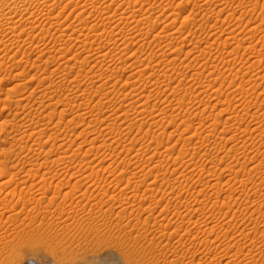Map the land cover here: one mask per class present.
<instances>
[{
	"label": "rangeland",
	"instance_id": "obj_1",
	"mask_svg": "<svg viewBox=\"0 0 264 264\" xmlns=\"http://www.w3.org/2000/svg\"><path fill=\"white\" fill-rule=\"evenodd\" d=\"M45 1L46 0H16V1L15 0H0V7H1L0 11L2 13L7 12V16L1 17L2 19L0 18V26L5 25L4 28H1L2 26L0 27V31L5 32L4 33L5 36L8 34L7 37H5L4 35H3L4 37L3 36L0 37L1 38L0 39L1 40L0 41V126L3 124L0 127V200H2V203H3V204L2 203L0 204V264H24L25 261L30 260V259L37 261L38 264L40 263L44 264V261H45V264H264V160H263L264 159V144H263L264 131L263 133L262 131L255 132L257 133V135H255V133H251L250 129L249 130L247 129L249 127L250 128L255 127L257 122L260 125L261 122L264 121V81H263L264 79L262 77L264 76L263 75L264 74V62H263L264 57H259L260 56L259 53H263L264 55V20H263L264 0H261V1L259 0V2L257 0H254L257 5L252 0L256 6L255 8H252L254 6H252L253 2H251V0H235V1L225 0L226 2H224L223 0L224 4L221 7L212 3L211 1L204 5L203 7L204 10H202V13L199 12L200 11L199 6L205 0H183V1L181 0H161V1L160 0L158 1L149 0L148 1L147 0L148 2L144 0H132V1L126 0L130 5L127 4L126 1L124 0H120L121 2L119 0L118 1L114 0V3L116 2V4H114L112 8H110L111 10L110 13L115 11L116 14H119L120 12H122L121 10H123L124 8L125 10L127 9L128 10V12L126 11L127 13L132 12L133 15L138 16V22H135L137 25H135V23H132V25L133 26L135 25L136 27L147 25L145 27L146 30L144 29V31L150 30L152 36L151 35L144 36V35H147L144 31H142L143 34L145 33L144 35H141L142 34L141 33L140 35L137 36L135 32L132 33L134 30H131L132 32L130 31L131 32V35H130L129 30H126V29H125L126 33L125 32L121 33L120 32L121 28L118 27L119 31H117L118 28H116L114 31L112 30L114 33L108 36L111 39L108 37L104 38L106 42H103L105 41L103 40V38L102 39L100 38L97 41L94 40L95 42H93V40L87 41L83 38H80L78 40L83 39L84 42L78 41L77 39H75L79 33V30L82 29V27L83 28L85 27V31H87V29L90 30L92 25L95 24L96 26V22L100 24L101 27L106 26L103 28L109 29L108 31H111V27L113 28L114 26V23L112 24L111 22L107 20H104V21L99 20L100 13L99 12L96 13L97 11H94V13L90 15L88 14L89 12H86L84 13V15L78 16L79 11H81L80 5L82 4L83 0L81 2L80 0H75L73 1V3L72 2L70 3L71 5L70 4L66 5L67 0H60V1L59 0H56V1L47 0V2ZM78 1L80 3H76ZM136 1H138V3H136ZM180 1L184 2V4L187 3L186 5H184V7L182 5V10L178 8L180 6ZM130 2L134 3V5L131 4ZM158 2L159 3L161 2V4H159ZM165 4H167V6H165ZM230 5L231 7L229 8ZM148 7H153V8L149 9ZM222 7L223 8L228 7V8H225V10H223ZM244 7H247V8H244ZM144 8L146 11H144ZM165 8H170V9L169 10L167 9L168 11L167 10L165 11ZM233 8H234V11H233ZM151 10L152 11L155 10V13L152 12ZM177 13H181L180 17L176 15ZM195 13L196 14L199 13L197 14L198 17L197 15H195ZM230 13H232L233 15H231ZM142 14L144 15L142 16ZM46 15H48L50 19L49 18L46 20L43 19V17ZM9 16L10 17L12 16L11 18L12 19L14 18L16 20L15 23H13L14 20L12 21L11 19H9ZM140 16L143 17L142 20ZM172 16H174V18L175 17L179 18V20L177 21V25L175 24L174 28H172V25H171L172 24L171 20L173 19ZM184 16L188 17V19L190 20L186 24L188 27V28L186 27L187 32H188L187 33L188 34L187 35V44H188L187 45V48H188L187 59L185 58L183 54H180L178 56L175 55L173 56L175 57V59H173L174 61L172 62L177 68L173 64L171 65V62L166 61L167 63L166 67H164L162 70L161 69L157 70L156 68V71H154L155 73L150 71L151 73L148 72L150 73V75H148L147 73L145 74L144 77L141 76L142 66L147 64L148 61H151L152 59H154V57L156 59L157 58L156 56L160 57L164 52H169V51L173 52L174 50H176V48L181 49L183 47L182 50H186L185 49L186 47L182 45L183 42H181V39H175L173 41L170 40L171 41L170 42L166 38L164 39L162 38L160 41H158L160 38L157 41H154L152 38L154 35H157L156 33L163 35V32L160 33L161 29L159 28H162L164 26L171 28V30H183L184 29L183 27H185V24L184 26L182 24V21L185 19ZM6 18H8V20ZM260 18L263 20V22H261ZM53 20L55 21L53 22ZM81 20L82 22H80ZM84 20L86 22H84ZM100 21L103 23H101ZM16 24L18 26H16ZM10 26L14 29L15 32L12 30L10 31V28H11ZM68 26L70 27L68 28ZM95 26H92L93 27L92 29H96ZM148 26L151 29H147ZM255 26L257 27L254 28ZM29 30L33 31L34 34L28 33L27 31ZM8 31L10 34L8 33ZM215 31L216 33H214ZM71 33L73 36L72 39H71ZM121 34L123 36H121ZM132 34L133 35L135 34L134 37H132L133 36ZM128 35H130L131 38H129ZM8 36H9V39H8ZM118 36L119 38H116ZM149 37L150 39L151 38L152 39L150 40ZM4 39L5 41L3 43ZM73 40L74 41L76 40V41L74 42ZM127 40H130V41H127ZM147 40L148 42L152 40L153 41L152 43L151 42L148 43ZM247 40L249 41L247 42ZM112 41L114 42L112 43ZM44 42L46 44H49L48 47H50V48H47L46 53L43 52L44 55L43 53L42 55H39L41 53H38L37 51H33L34 45H46ZM120 42L121 43L123 42V44H120V46H117L118 47L117 48L116 45L119 44ZM127 42H129L130 44ZM157 42L158 44L156 45ZM239 43L241 44L239 45ZM99 44L100 45L105 44V45H111V46L115 45L114 47L116 48L115 49L113 47L114 52L112 51L115 56L111 52L108 55L107 62L109 64L112 63V66L114 65V67H116V69L118 68L119 70L117 71V75L114 76L115 78L113 77V79L109 82H106L105 80L97 81L99 79V77L96 76V74H99V71L97 69L103 70L105 67L102 68L101 66H99L101 67L99 68L98 65L97 66L95 65L96 62L92 60L89 62H84V64L83 62H81L82 64H80V60L82 59L81 55H83L84 52H87L88 50H90L89 48L96 49L94 51H98ZM131 44L133 46H131ZM145 44L147 46H145ZM208 44L210 45L208 46ZM21 45L22 46L24 45V48L20 49V47H22ZM252 45H256L254 47H257L259 50L261 48L259 53H258V50H256L255 48L254 50H252L253 49ZM126 46H129V49L126 48ZM240 46H242V49ZM144 47L146 48L143 49ZM125 48L126 50H124ZM31 49L33 52L31 51ZM117 49H120L121 50V51L119 50L120 53H124V54H119V51H116ZM236 49L238 50V52ZM251 50L254 52H252ZM67 52L68 53L70 52V53L68 54ZM176 52L178 51L176 50ZM76 53L78 54V57H80L79 62L76 63V61L72 60L70 61L71 63L70 62L66 63L67 65L64 63H61L65 61L68 57L76 55ZM115 53H117L118 55H116ZM253 53L258 54L259 56ZM63 54L64 55L66 54L65 55L66 57ZM110 55L112 56V58ZM229 56L230 57L232 56V57L230 58ZM61 57L63 58V60ZM119 57H122V58L120 59ZM149 57H151V60ZM252 57L254 59H252ZM55 58H56V61L58 60V62L54 61ZM123 58L126 60L123 61ZM234 58H237V60L236 59L233 60ZM118 60L122 61V63L118 62ZM133 60L135 61L131 63ZM142 60L144 62H142ZM254 60H256V63L259 65H255L256 63H252ZM113 62L115 64L118 62L117 63L118 65L113 64ZM260 62L262 65L260 64ZM57 63L59 64L61 63L60 65H63V66H58L59 64L56 66L55 64ZM187 63H188V67L185 68L184 65ZM250 63H252V65ZM124 64H126V66ZM120 65H121V68H120ZM135 66L136 68H134ZM65 67L67 68V70ZM250 67L251 68L253 67L252 68L253 70L250 69ZM54 68L57 69L58 71L60 70L61 72L63 70L72 71L69 75V79L60 80V79H56L57 75H51L53 79L56 77L55 82L54 80L53 82L51 81L49 82L47 80L45 81L44 80L45 77H47L48 75L50 76V72H51L50 70H55ZM133 70L136 71V74L134 73ZM245 71H247L248 73ZM133 73L135 75H132ZM139 73H141L139 75L140 77L137 75ZM183 74H185L186 76ZM236 74H238V76ZM247 74L248 76L246 77ZM196 75H199V76L197 77ZM255 77L257 78L262 77V78L259 81L257 80L256 82ZM248 78L249 79L253 78V79L249 80ZM238 79H240L239 82H238ZM209 80H210V83H212L211 86H210V83H207L209 82ZM248 80L251 81L252 83L249 82ZM126 81L128 82L129 85L132 84L128 88L126 87L124 88L123 86L125 84L124 82ZM240 81L243 82V84L240 83ZM246 81H248V84L246 83ZM202 82H206L204 83V86H202L203 85L201 84ZM220 82H224L221 84L222 85L224 84L225 86L222 87ZM181 83H183V86ZM238 83H240L244 87H241L240 89L238 87L239 85ZM179 84H181V86H179ZM197 84L199 85V87L197 86ZM219 85L221 86L220 87L221 90L218 91ZM234 85H236L237 88ZM256 85L257 87L255 88ZM45 86L47 87L50 86L49 93L45 89L46 88ZM102 86H104L106 89L103 87V89L100 90ZM108 87H111V88H108ZM185 87L188 88L187 91ZM222 89H225L226 91L221 92ZM236 89L238 90L235 91ZM95 90L98 92L95 93L94 95L93 91ZM230 90H232V92ZM239 90H242V91H239ZM247 91L249 92L247 93ZM261 91L263 94L261 93ZM105 92H107V94ZM220 92H221L220 94L221 98L218 95ZM238 92L239 93L242 92V93L239 94ZM78 93L80 94V97L78 96ZM144 93H145V97L143 96ZM83 94H85L84 97H83ZM59 95H62L60 96V98L64 102H62V100L59 98ZM238 97L239 99L237 100L238 101L237 102L236 99ZM82 98L83 100H81ZM136 98H137V101H134ZM240 99L244 100L243 103H242V100ZM144 100L146 101L148 100L149 102L148 101L146 102ZM109 101H112V102H109ZM245 101H247L248 103H246ZM130 102L133 106L129 104ZM252 102H254L253 103L254 105H252ZM79 103H81L80 106L82 105L83 106L80 107L78 105ZM110 103H112L113 105L112 104L110 105ZM137 103L139 105L141 104L142 108ZM237 103H238V106H237ZM245 103H246V106L244 107ZM250 103L252 107L250 106ZM135 105L137 107L139 106V109H137ZM144 105H146V107ZM147 105H149L150 109H146V108H149L147 107ZM257 105L259 106L258 107L259 110L256 108ZM119 106L121 108H119ZM152 107L154 110L151 109ZM237 107H239V109ZM253 107L257 113V115H254V116H252L253 113L255 112L253 110ZM116 108L117 110H119L118 111L119 113L116 112L114 118L110 117V114L111 116L114 115L113 113L115 112L113 111H115ZM236 108L240 111V113L237 111ZM76 109L77 110L79 109L80 111L79 110L77 111ZM139 110L142 112L140 113ZM148 110L149 111L151 110V111L149 112ZM242 110H246V111H242ZM84 111H86L87 114L86 113L83 114ZM90 111L91 112L93 111V112L90 113ZM161 111L162 113L163 112L164 113L161 115L163 117L160 116L161 117L160 119L158 117V113H160ZM16 112L18 113L17 117L15 115ZM88 112L92 115H90ZM122 112H126V113H122ZM62 114L64 115L62 116ZM121 114H125L123 115L124 117H122ZM237 114H239L238 115L239 117L237 116L236 118L237 120H236L235 117ZM245 114L247 117L252 116V117L247 118V119L251 118L250 122L249 120L246 119ZM14 115L15 117H13ZM116 115H118L117 118H115ZM258 115H260L259 117L260 119L256 117ZM95 116L100 117V119L101 118L105 119V121L102 119L101 121L97 117V119H99L98 121ZM106 116H109V117L105 118ZM125 116H127L128 118ZM240 116L245 118L246 120L241 118ZM120 118H122V120H120ZM124 118H127V119H124ZM165 118H167V120ZM255 118H258V119L256 120ZM91 120H94V121L91 122ZM124 120L127 121L126 123L128 124L124 123L122 125V123L125 122ZM155 120H158L157 123L158 125L160 124L162 126V127L160 126L161 128L157 126V123H155ZM226 120L230 124H233L232 129H231L232 132L230 131L231 126H229L230 124L226 122ZM253 120L255 122L257 121L256 124H253L254 123ZM100 121L104 122V124L102 123L101 125ZM186 121H188L189 123H187ZM236 121L238 123L240 122L243 124H235ZM211 122L213 123L211 126L215 125V127H217L216 129L212 127H207V125L211 124ZM112 123L114 125H112ZM143 123H144V126H143ZM199 123L201 125H199ZM225 123H227L228 125H226ZM251 123L254 126L251 125ZM108 124L112 128H114V130L111 129L110 126L107 127ZM202 124L206 126L205 131L203 130L204 127L202 126ZM263 124L264 123H262L261 125ZM18 125L26 126V127H22L23 128L22 129L21 126H19L18 128L17 127ZM151 125L153 126V128H151L152 127ZM179 125H180V128H179ZM183 125H186V126L184 127ZM190 125L192 126L190 127ZM137 126H139V128H137ZM225 126L228 129H226ZM29 127L33 129L30 130ZM183 127L184 128L189 127L188 131L186 132L183 129ZM24 128L28 130L26 132L31 133L32 131V134L29 135V133H26ZM207 128L208 129L211 128L212 130L211 129L208 130ZM236 128L237 129L240 128L241 130H243L242 132H245V133H241L240 129H238L237 131ZM225 129L227 130V132L225 131ZM246 129L248 130V132ZM263 129H264V125H263ZM42 130H45V131L43 132ZM146 130H148V133L146 132ZM196 130H198L199 134L200 133L201 134L196 136V134H198V132H194ZM221 130L222 132H225V133L220 134L219 132H221ZM189 131H190V135L188 134ZM15 132H16V135H15ZM41 132H43V134ZM127 132L129 134H126ZM24 133L27 136H25ZM145 133L147 134L144 135ZM194 133L196 134L194 135ZM226 133L229 134V135L227 134L228 137L226 136ZM120 134L123 137H121ZM28 135L31 137H29ZM245 135H246V138H245ZM114 136H118L119 140H117V137L114 138ZM127 136L129 137L127 138ZM220 136H222L223 138L222 137L220 138ZM250 136L252 137V139H249L251 138ZM254 136L256 137L254 138ZM18 137L23 138V139L19 140ZM207 137H208V140H207ZM230 137H233L234 139ZM235 137H237V139ZM112 138L114 139V142L112 141L113 140ZM209 138H211V140ZM227 138L228 139L230 138L231 141L230 140L227 141ZM223 139H225L226 141ZM100 140H102L103 142ZM120 140H123V141H120ZM124 140H127L128 142ZM151 140L154 142H152ZM196 140L198 143L196 142ZM198 140L202 142V145L201 143H199ZM236 140H239L240 142ZM164 141H166L167 143L166 142L164 143ZM108 142H110L111 145ZM118 142H119V145L117 146L118 147L121 145L122 146L120 148L118 147L114 148L116 144H118ZM101 143L104 144V146H102ZM161 143L164 145H162ZM184 143H186V145ZM204 143H206L207 145ZM240 143L241 144L243 143V145L247 144L248 150L251 151V152L248 151L249 154L251 153L250 156H252V154L253 155L255 154L258 156L257 161H255L252 164L254 165L259 164V168L257 167L254 170H250V167L252 164H249L250 163L249 161H247L248 164L244 163L246 161L245 160L246 158L244 157L246 155L245 153L243 154L242 153L238 154L235 152L232 153V155L239 156L238 158L241 161L240 163L243 162L242 164H239L237 165V167H235L236 170H238L237 172L233 173L230 171V165L227 166V164H230L231 162L228 163L227 160L224 161L225 163L219 162L220 161L219 158H221L224 155H227L226 153L228 151H232L230 149L232 145L241 146ZM59 144L60 145L62 144L63 147L60 146L59 148ZM159 145H162L163 147H160V149H158ZM148 146H150L149 150L151 149L150 151L152 152L147 150ZM151 146L154 148H151ZM183 146H186V147L188 146L187 147L188 154L185 155L187 158L183 157L182 159H180L181 155L179 152H181V149H182L181 147ZM32 148L34 151L32 150ZM140 148H143V149H140ZM172 148H174V150H172ZM61 149H63V151H61ZM144 149L145 151L142 152ZM165 149H168V150L170 149L171 151L167 150V152L165 153L166 151ZM48 150L50 154L45 153V151L48 152ZM154 151H156L157 154ZM61 152H65L64 154H62V156L64 155L67 158L64 160L63 163H61L60 161L58 164V162L55 160L57 156L59 157V155H61V154L59 155L57 154ZM148 153H150V156ZM151 153H154V154H151ZM194 153L196 154L193 155ZM202 153L204 155H202ZM71 154L76 155L77 156L76 159H75V156L73 155L70 156ZM133 154H135L136 156L135 155L133 156ZM48 155L49 156L51 155L52 157L51 156L49 157ZM147 155L149 156V158H151V155H153L152 156L153 161L151 162V159L149 161L150 165L146 164L148 163V160L146 159L148 158ZM177 155L180 158H178L177 161H174L177 159ZM68 156L71 158L73 157L74 161L72 159L69 160L70 158H68ZM95 156L97 157L96 159H95ZM154 157L156 158L158 157V159L155 158L157 162L155 161ZM163 159L165 161H163ZM50 160L52 162H50ZM100 162H102V165ZM156 163L158 166H160L161 169L156 166ZM166 163L167 164L171 163L172 165L170 164L169 166ZM182 163L183 165L180 166V164ZM185 163H187V165ZM39 164H42V165H39ZM154 165L157 168L154 167ZM5 166L8 168H6ZM108 166L110 168H107ZM116 166L119 169H117ZM104 168H105V171H104ZM112 168H115L116 170ZM149 168L150 169L152 168L151 170L154 172L152 173L151 170L150 172L154 175L149 176V171H148ZM175 168L177 170V173H175L176 172ZM215 168H216L215 170L216 172L214 171ZM92 169L94 171H92ZM47 170H50L51 172L48 171L49 173H46ZM81 170H83L82 171L83 173L81 172ZM137 170L139 173L137 172L135 173V171ZM37 171L39 173L36 174L35 172ZM90 171L93 173H91ZM97 171L100 172L101 175ZM209 171L211 173H209ZM31 172L33 174L30 175ZM72 172L73 173L75 172V173L73 174ZM132 173H134L135 175H133ZM72 174L75 176H73ZM137 174L141 175V177H139L140 179L136 178L138 177ZM144 174H148V176L150 177V178L148 177L149 180H145V178H142V176L143 177L147 176ZM158 174L159 176H157ZM208 174L214 175L215 177L208 175ZM89 175L92 177V179ZM164 175H166V177H164ZM133 176L134 177L136 176V177L134 178ZM178 176L181 179L178 178ZM82 178L84 179L82 180ZM88 178L90 180H88ZM126 178L132 179V181L127 180ZM155 178H157L158 180ZM153 179L158 181L160 185L154 180L156 184H158V186H156L155 182H153ZM174 179L176 182L175 187L177 186L179 188L181 185L183 186L180 187L181 188L180 190L176 187L177 189H174L172 193L170 190V187L168 186L170 182L171 183L174 182ZM21 180L23 183L21 182ZM94 180L96 183L94 182ZM140 180H142L143 183ZM151 180L153 182L152 183L153 185H151V188L154 186L153 188L154 191L149 190L150 185L148 183ZM178 180H181V181L183 180V181L181 182ZM5 181H8L9 183L6 182L5 184L4 183ZM136 181H138L139 183ZM248 182L252 185L248 184V186L246 185V187L242 186L243 188H240L241 186L239 185H241L242 183H248ZM163 183L165 186L163 185ZM213 183L215 184L214 188H213ZM258 183L259 184L261 183V184L259 185ZM126 184H129V185H126ZM178 184L180 186H178ZM77 185L79 186L81 185V186L79 187ZM96 185H97V188H96ZM256 185L259 186L260 188L262 187L261 190H258V192L256 189H252L253 188L252 186H256ZM31 186L33 187L32 189H31ZM86 186H88L89 188H86ZM129 186L132 188H130ZM136 186H139V187L137 188ZM155 186L157 187V189ZM40 187H42V189ZM183 187L184 188L186 187L188 193L186 189L185 190L183 189ZM102 188L108 194L103 192ZM147 188L149 189L147 190ZM238 188L240 190H238ZM87 189H89V191L85 192V190ZM190 189L192 191H190ZM15 190L16 192H14ZM43 190H46V191H43ZM235 190H238L239 192L238 191L236 192ZM100 191L102 193H99ZM182 191L184 193H182ZM212 191L214 193L216 191H220L222 193L221 195L219 194L218 196V194L216 195L213 194ZM176 193L178 194V196L180 193L183 195L178 197ZM209 193L210 195H208ZM132 194H135V195L132 196ZM205 194L208 198L205 196ZM239 194H242V195L239 196ZM11 195H14L15 197ZM214 196L217 198H215ZM233 196H238V198L237 199L236 197L233 198ZM205 197L208 200L205 199ZM210 197L211 198L213 197V198L211 199ZM202 198H203V201H202ZM38 199L40 201H38ZM227 199H229L230 201ZM223 200L228 201V203L235 202L236 204L235 203L228 204L227 202H224ZM234 200H237V201H234ZM122 202L126 203L129 206V208L125 210L121 209V205L123 204ZM226 203L231 208L227 207L228 205L226 206ZM202 206H204L205 209ZM163 208H165L166 210L165 209L163 210ZM161 210H163V212ZM176 211L177 213H175ZM178 211L179 212L182 211V212L178 214L179 213ZM123 212L124 214H122ZM173 213H175V215ZM208 215L210 217L214 216L213 218L216 217V219H212V217L210 218ZM179 216L180 217L182 216V217L180 218ZM163 218L165 221L163 220ZM175 218H176V221H175ZM157 219H159V222H157L158 221ZM170 219L172 221L169 222ZM160 220L162 221L160 222ZM178 223H181V224L178 225ZM174 224H176V226ZM212 224L213 226L215 225L214 228ZM210 227H211V230H214V231H210V229H208ZM173 229H177V230H173ZM178 230L179 232H177ZM219 236L220 237L222 236V237L220 238ZM207 244H208V247H207ZM195 251H196V254H194ZM33 254H35V256L37 255L38 259L33 258L32 256ZM228 258L229 259L231 258L232 260L231 259L229 260ZM8 259H11V260H8ZM213 259L215 260L213 261Z\"/></svg>",
	"mask_w": 264,
	"mask_h": 264
},
{
	"label": "bare ground",
	"instance_id": "obj_2",
	"mask_svg": "<svg viewBox=\"0 0 264 264\" xmlns=\"http://www.w3.org/2000/svg\"><path fill=\"white\" fill-rule=\"evenodd\" d=\"M15 1H16V0H15ZM55 1H56V0H55ZM59 1H60V0H59ZM73 1H75V0H67V2H66L67 4H66V5H69L71 2L73 3ZM81 1H82V0H80V2H81ZM116 1H118V0H116ZM119 1H120V0H119ZM124 1H126V0H124ZM124 1H123V3H124ZM131 1H132V0H131ZM144 1H147V0H144ZM148 1H149V0H148ZM148 1H147V2H148ZM154 1H155V0H154ZM156 1H158V0H156ZM160 1H161V0H160ZM181 1H183V0H181ZM181 1H180V6H179L178 8L182 10V5H183V7H184V5H186L187 3L184 4V2H181ZM211 1H212V3L218 5L219 7L223 6L224 2H226L225 0H224V2H223V0H205V1L199 6V7H200V8H199V9H200L199 12L202 13V10H204V9H203L204 5H205L206 3H208V2H211ZM234 1H235V0H234ZM253 1H254V0H253ZM253 1L251 0V2H253ZM257 1L259 2V0H257ZM260 1H261V0H260ZM41 2H42V1H41ZM45 2H47V0H46ZM80 2L78 1V2H76V3H80ZM120 2H121V1H120ZM141 2H142V1H141ZM152 2H153V1H152ZM244 2H245V1H244ZM251 2H250V3H251ZM254 2H255V1H254ZM254 2H253V5H252V6H254V7H252V8H255V7H256V6H255L256 2H255V4H254ZM258 2H257V3H258ZM126 3L129 4L127 1H126ZM130 3H131V2H130ZM136 3H138V1H136ZM158 3H159V2H158ZM248 3H249V2H248ZM7 4H8V3H7ZM46 4H47V3H46ZM50 4H51V3H50ZM114 4H116V2L114 3V0H83L82 4L80 5V7H81V11H79L78 16H82V15H84V13H86V12H89L88 14L90 15V14H93L94 11H97L96 13H98V12L100 13V15H99V16H100V19H99V20H102V21L107 20V21L111 22L112 24L114 23V26H113V28L111 27V31H108L109 29H104V28H103V27H106V26L101 27V25L98 24V23L96 22V26H95V24L92 25V26H95L96 29H92L93 27L91 26L90 30L87 29V31H85V27H84V28L82 27V29L79 30V33H78V35L76 36L75 39L78 40V39H80V38H83V39H85V40H87V41H88V40H93V42H95L94 40L97 41V40H99L100 38H101V39L103 38V40H105L104 38H105V37H108V36H110L112 33H114L113 31H114L116 28H118V27L121 28V31H120L121 33H122V32H125V29H126V30H129V32H130L131 30H134L133 32H132V31H131V32H132V33L135 32V33L137 34V36L140 35V34L142 33V31H144V29L146 30L145 27H146L147 25H146V26H141V27H136V26H135V25H137L135 22H138V16H137V15H133L132 12H131V13L129 12L130 14L127 13L128 10H127V9L125 10V8H124L123 10H121L122 12H120L119 14H116L115 11L112 12V13H110V11H111L110 8H112V6H113ZM121 4H122V3H121ZM131 4L134 5V3H131ZM153 4H154V3H153ZM153 4H152V5H153ZM159 4H161V2H160ZM177 4H178V3H177ZM177 4H176V5H177ZM226 4H227V3H226ZM70 5H71V4H70ZM76 5H77V4H76ZM129 5H130V4H129ZM140 5H141V4H140ZM212 5H213V4H212ZM216 5H215V6H216ZM239 5H240V4H239ZM250 5H251V4H250ZM256 5H257V4H256ZM263 5H264V4H263ZM12 6H13V5H12ZM117 6H119V5H117ZM150 6H151V5H150ZM153 6H154V5H153ZM157 6H158V5H157ZM159 6H160V5H159ZM165 6H167V4H165ZM226 6H227V5H226ZM233 6H234V5H233ZM237 6H238V5H237ZM246 6H248V5H246ZM65 7H67V6H65ZM141 7H142V6H141ZM169 7H170V6H169ZM173 7H174V6H173ZM173 7H172V8H173ZM230 7H231V5L229 6V8H230ZM249 7H250V6H249ZM257 7H258V6H257ZM0 8H1V7H0ZM30 8H31V7H30ZM38 8H39V7H38ZM75 8H76V7H75ZM148 8H149V9H152L153 7H148ZM157 8H158V7H157ZM157 8H156V9H157ZM225 8H228V7H224V8L222 7L223 10H225ZM240 8H241V7H240ZM244 8H247V7H244ZM23 9H24V8H23ZM26 9H27V8H26ZM78 9H79V8H78ZM149 9H148V10H149ZM167 9L169 10L170 8H165V11H166ZM173 9H174V8H173ZM199 9H198V10H199ZM235 9H236V7H235ZM14 10H15V9H14ZM159 10H160V9H159ZM168 10H167V11H168ZM229 10H230V9H229ZM254 10H255V9H254ZM19 11H20V10H19ZM27 11H28V10H27ZM112 11H113V10H112ZM118 11H119V10H118ZM126 11H127V12H126ZM141 11H142V10H141ZM144 11H146L145 8H144ZM151 11H152V10H151ZM173 11H174V10H173ZM233 11H234V8H233ZM235 11H236V10H235ZM0 12H1V11H0ZM25 12H26V11H25ZM147 12H148V11H147ZM152 12L155 13V10L152 11ZM174 12H175V11H174ZM176 12H178V11H176ZM220 12H221V10H220ZM225 12H226V11H225ZM229 12H230V11H229ZM243 12H244V11H243ZM158 13H160V12H158ZM166 13H168V12H166ZM181 13H182V11H181ZM181 13H177L176 15H178V16L180 17ZM222 13H223V12H222ZM234 13H235V12H234ZM9 14H10V13H9ZM24 14H25V13H24ZM44 14H45V13H44ZM144 14H145V12H144ZM144 14H142V16H143ZM149 14H150V13H149ZM197 14H199V13H197ZM197 14L195 13V15H197ZM230 14L233 15L232 13H230ZM235 14H236V13H235ZM235 14H234V15H235ZM245 14H246V13H245ZM86 15H87V14H86ZM138 15H139V14H138ZM166 15H167V14H166ZM166 15H165V16H166ZM171 15H172V13H171ZM195 15H194V17H195ZM202 15H203V14H202ZM231 15H230V16H231ZM258 15H259V13H258ZM4 16H7V12H5V13H2V12H1V13H0V18H1V17H4ZM78 16H77V17H78ZM228 16H229V15H228ZM11 17H12V16H11ZM11 17L9 16V19H11L12 21L14 20L13 23H15L16 20H15L14 18L12 19ZM21 17H22V16H21ZM83 17H84V16H83ZM140 17H141V16H140ZM172 17H173V19H172L173 21H172L171 19H170V20H171V22H172V24H171V25H172V28H174L175 24L177 25V21L179 20V18H178V17H175V18H174V16H172ZM197 17H198V15H197ZM197 17H196V18H197ZM238 17H239V16H238ZM242 17H243V16H242ZM242 17H240V18H242ZM48 18H49L48 15H46V16L43 17V19H45V20L48 19ZM53 18H54V17H53ZM84 18H85V17H84ZM93 18H94V17H93ZM169 18H171V17H169ZM184 18H185V19L182 21L183 26H184V24H185V27H183V28H184L183 30H171V28L166 27V26L163 25L164 27L159 28V29H161V30H160L161 32H160V31H159V32H160V33L163 32V35H161V34H159V33H156L157 35H154L152 38H153L154 41H157L159 38H160V39H159L158 41H160L162 38H163V39L166 38L168 41H170V40L173 41V40H175V39H181V42H183L182 45H183L184 47H186V48H185L186 50H182L183 47H182L181 49H180V48L178 49V48L175 47L176 50H177L178 52H176V50H174V49L172 48V49L174 50L173 52H172V51H171V52H170V51H169V52H164L160 57L156 56V57H157L156 59H155V57H154V59L151 60V57H152V56L149 57L151 61H148L147 64L143 65L144 67L142 66V68H141V73H142V75H141V76L144 77L145 74H147L148 72H150V71H152V72L156 71V68H157V70H158V69H161V70H162L164 67H166V64H167L166 61H167V62H171V65H172V64H173L172 61H174L173 59H175V57H173V56H175V55L178 56V55H180V54H183V55L185 56V58L187 59V56H188V48H187V45H188V44H187V35H188L187 33H188V32H187V28H188V27H187L186 24H187L188 21H190V20L188 19V17H185V16H184ZM240 18H239V19H240ZM257 18H258V17H257ZM1 19H2V18H1ZM3 19H4V18H3ZM6 19L8 20V18H6ZM49 19H50V18H49ZM142 19H143V17H141V20H142ZM144 19H145V18H144ZM192 19H193V18H192ZM217 19H218V18H217ZM232 19H233V18H232ZM260 19H261V18H260ZM260 19H259V20H260ZM45 20H44V21H45ZM224 20H225V19H224ZM250 20H251V19H250ZM263 20H264V18H263ZM263 20L261 19V22H263ZM1 21H2V20H1ZM41 21H42V20H41ZM54 21H55V20H53V22H54ZM97 21H98V20H97ZM139 21H140V20H139ZM35 22H36V21H35ZM56 22H57V21H56ZM80 22H82V20H81ZM84 22H86V21L84 20ZM100 22H101V21H100ZM109 22H108V23H109ZM171 22H170V23H171ZM192 22H193V21H192ZM248 22H249V21H248ZM253 22H254V21H253ZM39 23H40V22H39ZM43 23H44V22H43ZM47 23H48V22H47ZM58 23H59V22H58ZM78 23H79V22H78ZM88 23H89V22H88ZM101 23H103V22H101ZM111 23H110V24H111ZM132 23H135V25L133 26ZM250 23H252V22H250ZM257 23H258V22H257ZM6 24H7V23H6ZM8 24H9V23H8ZM20 24H21V23H20ZM51 24H53V23H51ZM106 24H107V23H106ZM260 24H262V23H260ZM77 25H78V24H77ZM206 25H208V24H206ZM245 25H246V24H245ZM258 25H259V24H258ZM1 26H2V25H1ZM1 26H0V27H1ZM4 26H5V25H4ZM4 26H2L1 28H4ZM16 26H18V25L16 24ZM38 26H39V25H38ZM179 26H180V25H179ZM10 27H11V26H10ZM13 27H14V26H13ZM43 27H44V26H43ZM69 27H70V26H68V28H69ZM148 27H149V26H148ZM148 27H147V29H151L150 27H149V28H148ZM155 27H156V26H155ZM186 27H187V28H186ZM198 27H199V26H198ZM204 27H205V26H204ZM256 27H257V26H255L254 28H256ZM175 28H176V27H175ZM180 28H181V27H180ZM185 28H186V29H185ZM210 28H211V27H210ZM259 28H260V26H259ZM17 29H18V28H17ZM22 29H24V28H22ZM26 29H27V28H26ZM65 29H66V27H65ZM181 29H182V28H181ZM251 29H252V28H251ZM11 30L14 31V29H13L12 27L10 28V31H11ZM34 30H36V29H34ZM76 30H77V29H76ZM100 30H102V31H100ZM112 30H113V31H112ZM240 30H241V29H240ZM260 30H261V28H260ZM22 31H23V30H22ZM25 31H26V30H25ZM117 31H119V28H118ZM151 31H152V30H151ZM14 32H15V31H14ZM27 32H28V33H31V34H34L33 31H31V30H29V31H27ZM129 32H128V33H129ZM131 32H130V35H131ZM144 32H145L147 35H144L145 33H144V34L142 33L141 35H144V36H150V35H151L150 30H147V31H144ZM0 33H1L0 37H2V36L4 35L5 32L0 31ZM8 33H9V31H8ZM11 33H12V32H11ZM16 33H17V32H16ZM24 33H25V32H24ZM116 33H118V32H116ZM125 33H126V32H125ZM125 33H123V34H125ZM214 33H216V31H215ZM214 33H213V34H214ZM9 34H10V33H9ZM40 34H41V33H40ZM158 34H159V35H158ZM193 34H195V33H193ZM7 35H8V34H7ZM7 35H6V36L4 35V36L7 37ZM11 35H12V34H11ZM14 35H16V34H14ZM44 35H45V34H44ZM73 35H74V33H73ZM114 35H115V34H114ZM114 35H113V37H114ZM130 35H128L129 38H131ZM132 35H133V34H132ZM134 35H135V34H134ZM134 35H133L132 37H134ZM160 35H161V36H160ZM253 35H254V34H253ZM4 36H3V37H4ZM9 36H10V35H9ZM9 36H8V39H9ZM37 36H38V35H37ZM62 36H63V35H62ZM68 36H69V35H68ZM121 36H123V35L121 34ZM121 36H120V37H121ZM128 36H127V37H128ZM137 36H136V37H137ZM151 36H152V35H151ZM191 36H192V35H191ZM248 36H249V35H248ZM248 36H247V37H248ZM10 37H11V36H10ZM72 37H73V36H72V33H71V39H72ZM113 37H112V38H113ZM142 37H143V36H142ZM193 37H194V36H193ZM262 37H263V36H262ZM108 38H110V37H108ZM116 38H119V36L116 37ZM122 38H123V37H122ZM140 38H141V37H140ZM140 38H139V39H140ZM144 38H146V37H144ZM152 38H151V39H152ZM251 38H252V37H251ZM0 39H1V38H0ZM2 39H3V38H2ZM11 39H12V38H11ZM49 39H50V38H49ZM83 39H82V40H78V41H83ZM106 39H107V38H106ZM110 39H111V38H110ZM120 39H121V38H120ZM120 39H119V40H120ZM149 39H150V37H149ZM151 39H150V40H151ZM107 40H108V39H107ZM113 40H114V39H113ZM142 40H143V39H142ZM153 40H152V41H153ZM193 40H194V38H193ZM250 40H251V39H250ZM258 40H259V39H258ZM258 40H257V41H258ZM0 41H1V40H0ZM4 41H5V39L3 40V43H4ZM59 41H60V40H59ZM73 41H74V40H73ZM75 41H76V40H75ZM75 41H74V42H75ZM78 41H77V42H78ZM121 41H122V40H121ZM127 41H130V40H127ZM137 41H138V40H137ZM145 41H146V40H145ZM152 41H149V42L152 43ZM171 41H170V42H171ZM197 41H198V40H197ZM248 41H249V40H247V42H248ZM252 41H253V40H252ZM71 42H72V41H71ZM77 42H76V43H77ZM83 42H84V41H83ZM85 42H86V41H85ZM89 42H90V41H89ZM99 42H100V41H99ZM103 42H106V40L103 41ZM113 42H114V41H112V43H113ZM115 42H116V40H115ZM140 42H141V41H140ZM147 42H148V40H147ZM149 42H148V43H149ZM213 42H214V41H213ZM232 42H233V41H232ZM44 43H45V42H44ZM69 43H70V42H69ZM124 43H125V42H124ZM127 43H129V42H127ZM209 43H210V42H209ZM257 43H258V42H257ZM37 44H38V43H37ZM45 44H46V43H45ZM100 44H101V43H100ZM100 44L98 45V51H94V50H96V49L89 48L90 50H88L87 52H84L83 55H81V57H82L81 60L79 59L80 57H78V54L76 53V55L68 57L65 61H63V62H61V63L66 64V63H69V62L72 61V60L76 61V63L79 62V60H80V64H82L81 62H83V64H84V62H89V61H91V60H92V61H95V62H96L95 65H96V66L98 65V67L101 66L102 68L105 67L103 70L97 69V70L99 71V74H96V76L99 77V79H98L97 81H104V80H105L106 82H109V81H111V80L113 79L114 76L117 75V71L119 70L118 68L116 69V67H114V65L112 66V63H111V62H110L111 64H109V63L107 62L108 55L114 50V48H115L114 46H115V45H114V46H111V45H105V44H104V45H103V44L100 45ZM107 44H108V42H107ZM120 44H123V42H122V43L120 42L119 44H117L116 47H117V46H120ZM129 44H130V43H129ZM139 44H140V43H139ZM139 44H138V45H139ZM157 44H158V42L156 43V45H157ZM206 44H207V43H206ZM213 44H214V43H213ZM240 44H241V43H239V45H240ZM248 44H249V43H248ZM48 45H49V44H46V45H34V47H33V51H37L38 53H41V54H39V55H42L43 52L46 53L47 48H50V47H48ZM87 45H88V44H87ZM112 45H113V44H112ZM124 45H125V44H124ZM141 45H142V44H141ZM148 45H149V44H148ZM156 45H155V46H156ZM159 45H160V44H159ZM209 45H210V44H208V46H209ZM21 46H22V45H21ZM31 46H32V45H31ZM50 46H52V45H50ZM90 46H91V45H90ZM129 46H130V45H129ZM129 46H126V48L129 49ZM131 46H133V45L131 44ZM131 46H130V47H131ZM134 46H135V45H134ZM145 46H147V45L145 44ZM235 46H236V45H235ZM254 46H256V45H252V48H253L252 50H254V48H255L256 50H258V53H259V51L261 50V48H260V50H259L257 47H254ZM10 47H11V46H10ZM111 47H112V48H111ZM113 47H114V48H113ZM161 47H162V46H161ZM213 47H214V46H213ZM237 47H238V46H237ZM240 47H241V49H242V46H240ZM21 48H24V45H23L22 47H20V49H21ZM86 48H87V47H86ZM96 48H97V47H96ZM117 48H118V47H117ZM126 48H125L124 50H126ZM136 48H137V47H136ZM145 48H146V47H144L143 49H145ZM208 48H210V47H208ZM219 48H220V47H219ZM238 48H239V47H238ZM249 48H250V47H249ZM66 49H67V48H66ZM115 49H116V48H115ZM121 49H122V48H121ZM138 49H139V47H138ZM191 49H192V48H191ZM202 49H203V48H202ZM206 49H207V47H206ZM119 50H120V49H117L116 51H119ZM231 50H232V49H231ZM236 50H237V49H236ZM252 50H251V51H252ZM19 51H21V50H19ZM31 51H32V49H31ZM33 51H32V52H33ZM84 51H86V50H84ZM120 51H121V50H120ZM120 51H119V54H124V53H120ZM136 51H137V50H136ZM144 51H145V50H144ZM182 51H183V52H182ZM204 51H205V50H204ZM211 51H212V50H211ZM2 52H3V50H2ZM113 52H114V51H113ZM113 52H112V53H113ZM145 52H146V51H145ZM201 52H202V51H201ZM233 52H234V51H233ZM233 52H232V53H233ZM237 52H238V50H237ZM252 52H254V51H252ZM261 52H262V51H261ZM67 53H68V52H67ZM69 53H70V52H69ZM69 53H68V54H69ZM117 53H118V52H117ZM117 53H115V54L118 55ZM229 53H231V52H229ZM250 53H251V52H250ZM14 54H15V53H14ZM160 54H161V53H160ZM244 54H245V53H244ZM253 54H255V53H253ZM2 55H3V54H2ZM43 55H44V53H43ZM63 55H64V54H63ZM65 55H66V54H65ZM65 55H64V56H65ZM79 55H80V54H79ZM113 55H114V53H113ZM147 55H148V54H147ZM152 55H154V54H152ZM157 55H158V54H157ZM229 55H230V54H229ZM237 55H238V54H237ZM255 55H258V54H255ZM259 55H260V56H259ZM259 55H258L259 57H264L263 53H259ZM58 56H59V55H58ZM110 56H111V55H110ZM114 56H115V55H114ZM120 56H121V55H120ZM132 56H133V55H132ZM232 56H233V55H232ZM232 56H231V57H232ZM240 56H241V55H240ZM240 56H239V57H240ZM23 57H24V56H23ZM39 57H41V56H39ZM65 57H66V56H65ZM171 57H172V58H171ZM229 57H230V56H229ZM231 57H230V58H231ZM248 57H249V56H248ZM37 58H38V57H37ZM61 58H62V57H61ZM109 58H110V57H109ZM111 58H112V56H111ZM119 58L121 59L122 57H119ZM152 58H153V57H152ZM185 58H184V59H185ZM220 58H221V57H220ZM226 58H227V57H226ZM257 58H258V57H257ZM38 59H39V58H38ZM57 59H58V58H57ZM131 59H132V58H131ZM196 59H197V58H196ZM235 59L237 60V58H234L233 60H235ZM252 59H254V58L252 57ZM260 59H261V58H260ZM263 59H264V58H263ZM263 59H262V60H263ZM59 60H60V59H59ZM62 60H63V58H62ZM115 60H117V59H115ZM115 60H114V61H115ZM124 60H126V59L123 58V61H124ZM139 60H140V59H139ZM182 60H183V59H182ZM230 60H231V59H230ZM230 60H228V61H230ZM54 61H55V62H58V60L56 61V58L54 59ZM110 61H111V60H110ZM134 61H135V60H133L132 62L130 61V62L133 63ZM140 61H141V60H140ZM183 61H184V60H183ZM186 61H187V60H186ZM226 61H227V60H226ZM231 61H232V60H231ZM238 61H239V60H238ZM254 61H255V62H254ZM254 61H253L252 63H256V60H254ZM258 61H259V60H258ZM258 61H257V62H258ZM55 62H54V63H55ZM118 62H121V63H122V61H119V60H118ZM118 62H117V63H118ZM125 62H126V61H125ZM127 62H128V60H127ZM137 62H139V61H137ZM142 62H144V61L142 60ZM204 62H205V61H204ZM211 62H212V61H211ZM263 62H264V60H263ZM61 63H60V64H61ZM70 63H71V62H70ZM117 63H116V64H117ZM121 63H120V64H121ZM123 63H124V62H123ZM135 63H136V62H135ZM145 63H146V62H145ZM243 63H244V62H243ZM252 63H250V64L252 65ZM258 63H259V62H258ZM58 64H59V63H57V64H55V65L57 66ZM60 64H59L58 66H63V65H60ZM99 64H100V65H99ZM113 64H115V63L113 62ZM116 64H115V65H116ZM128 64H129V63H128ZM138 64H139V63H138ZM140 64H141V62H140ZM244 64H245V63H244ZM250 64H249V65H250ZM260 64H261V62H260ZM66 65H67V64H66ZM117 65H118V64H117ZM121 65H122V64H121ZM121 65H120V68H121ZM124 65L126 66V64H124ZM135 65H136V64H135ZM168 65H169V64H168ZM173 65H174V64H173ZM242 65H243V64H242ZM253 65H254V64H253ZM255 65H259V64L256 63ZM261 65H262V64H261ZM129 66H130V65H129ZM137 66H138V65H137ZM139 66H141V65H139ZM174 66H175V65H174ZM245 66H246V65H245ZM101 67H99V68H101ZM117 67H119V66H117ZM168 67H169V66H168ZM175 67H176V66H175ZM175 67H174V68H175ZM184 67L187 68V67H188V63L185 64ZM235 67H236V66H235ZM240 67H241V66H240ZM243 67H244V66H243ZM254 67H255V66H254ZM56 68H57V67H56ZM65 68H66V67H65ZM124 68H125V67H124ZM134 68H136V66H135ZM134 68H133V69H134ZM176 68H177V67H176ZM209 68H210V67H209ZM252 68H253V67H252ZM252 68L250 67V69H252ZM259 68H260V67H259ZM259 68H257V69H259ZM54 69H55V68H54ZM122 69H123V67H122ZM167 69H168V68H167ZM207 69H208V68H207ZM231 69H232V68H231ZM261 69H262V68H261ZM66 70H67V68H66ZM66 70H63L62 72H61L60 70L58 71L57 69H55V70H50V71H51V72H50V76L48 75L47 77H45L44 80H45V81L47 80V81H49V82H50V81L53 82V80H54V82H55V78H56V77H57L56 79H60V80H63V79H69V75H70V73H71L72 71H66ZM120 70H121V69H120ZM126 70H127V68H126ZM135 70H136V69H135ZM161 70H160V71H161ZM175 70H176V69H175ZM241 70H242V69H241ZM244 70H245V69H244ZM252 70H253V69H252ZM79 71H81V70H79ZM131 71H132V70H131ZM133 71H134V70H133ZM160 71H159V72H160ZM166 71H167V70H166ZM205 71H206V70H205ZM247 71H248V70H247ZM247 71H245V72H247ZM250 71H251V70H250ZM138 72H139V71H138ZM255 72H256V71H255ZM48 73H49V72H48ZM77 73H78V72H77ZM96 73H97V72H96ZM118 73H119V72H118ZM134 73L136 74V71H134ZM134 73H133L132 75H135ZM141 73H139V74H137V75L139 76ZM150 73H151V72H150ZM150 73H148V75H150ZM154 73H155V72H154ZM154 73H153V74H154ZM166 73H167V72H166ZM183 73H184V72H183ZM198 73H199V72H198ZM198 73H197V74H198ZM228 73H229V72H228ZM247 73H248V72H247ZM257 73H258V72H257ZM185 74H186V73H185ZM185 74H183V75H185ZM245 74H246V73H245ZM245 74H244V75H245ZM258 74H259V73H258ZM51 75H57V76L53 79ZM151 75H152V74H151ZM163 75H164V74H163ZM171 75H172V74H171ZM178 75H179V74H178ZM186 75H187V74H186ZM186 75H185V76H186ZM212 75H213V74H212ZM234 75H235V74H234ZM236 75L238 76V74H236ZM241 75H242V74H241ZM244 75H243V76H244ZM252 75H253V74H252ZM263 75H264V74H263ZM93 76H94V75H93ZM160 76H161V75H160ZM185 76H184V78H185ZM196 76L198 77L199 75H196ZM226 76H227V74H226ZM230 76H231V75H230ZM243 76H242V77H243ZM247 76H248V74L246 75V77H247ZM254 76H255V75H254ZM257 76H258V75H257ZM129 77H131V76H129ZM129 77H128V78H129ZM134 77H135V76H134ZM134 77H133V78H134ZM139 77H140V76H139ZM170 77H171V76H170ZM192 77H193V76H192ZM200 77H201V76H200ZM262 77H263V79H264V76H262ZM262 77H261V78H262ZM114 78H115V77H114ZM135 78H136V77H135ZM141 78H142V77H141ZM158 78H159V77H158ZM249 78H250V77H249ZM249 78H248V79H249ZM258 78H259V77H258ZM258 78L255 77L256 82H257V80L259 81V80L261 79V78H259V79H258ZM129 79H130V78H129ZM138 79H139V78H138ZM163 79H164V78H163ZM169 79H170V78H169ZM173 79H174V78H173ZM196 79H197V78H196ZM224 79H225V78H224ZM243 79H244V78H243ZM252 79H253V78H252ZM252 79H249V80H252ZM44 80H43V81H44ZM159 80H160V79H159ZM198 80H199V78H198ZM235 80H236V79H235ZM239 80H240V79H238V82H239ZM249 80H248V81H249ZM58 81H59V80H58ZM136 81H137V80H136ZM166 81H167V80H166ZM203 81H204V80H203ZM236 81H237V80H236ZM248 81H246L247 84H248ZM263 81H264V80H263ZM200 82H201V81H200ZM231 82H232V81H231ZM249 82H251V81H249ZM42 83H43V82H42ZM124 83H125V84L123 85L124 88H125V87L128 88L129 86L132 85V84L129 85L127 81L124 82ZM131 83H132V81H131ZM156 83H157V82H156ZM169 83H171V82H169ZM204 83H206V82H202V83H201V84H203L202 86H204ZM207 83H210V80H209V82H207ZM216 83H217V82H216ZM221 83H224V82H220V84H221ZM234 83H235V82H234ZM240 83L243 84V82H241V81H240ZM240 83H238V84H239L238 87L241 89V87H244V86H242ZM251 83H252V82H251ZM254 83H255V82H254ZM51 84H52V83H51ZM53 84H54V83H53ZM181 84H182V86H183V83H181ZM181 84H179V86H181ZM187 84H188V83H187ZM199 84H200V83H199ZM211 84H212V83H210V86H211ZM214 84H215V83H214ZM214 84H213V85H214ZM232 84H233V83H232ZM247 84H246V86H247ZM258 84H259V83H258ZM258 84H257V85H258ZM260 84H261V83H260ZM102 85H103V84H102ZM105 85H107V84H105ZM105 85H104V86H105ZM112 85H113V84H112ZM112 85H111V86H112ZM153 85H154V84H153ZM169 85H170V84H169ZM177 85H178V84H177ZM177 85H176V86H177ZM184 85H185V84H184ZM205 85H206V84H205ZM240 85H241V86H240ZM253 85H254V84H253ZM257 85L255 86V88L257 87ZM50 86H51V85H50ZM50 86H49V87L45 86V87H46L45 89L47 90L48 93L50 92V91H49ZM104 86H102V88H100V90L103 89ZM197 86L199 87L198 84H197ZM200 86H201V85H200ZM214 86H215V85H214ZM221 86L223 87V86H225V85H224V84H223V85L221 84ZM221 86L219 85L218 91L221 90V89H220ZM234 86L237 88L236 85H234ZM36 87H37V86H36ZM78 87H79V86H78ZM95 87H96V86H95ZM100 87H101V86H100ZM105 87H106V86H105ZM105 87H104V88H105ZM148 87H149V86H148ZM152 87H153V86H152ZM207 87H209V86H207ZM228 87H229V85H228ZM252 87H253V86H252ZM261 87H262V86H261ZM85 88H86V87H85ZM98 88H99V87H98ZM108 88H111V87H108ZM153 88H154V87H153ZM173 88H174V87H173ZM181 88H182V87H181ZM183 88H184V87H183ZM185 88H186V87H185ZM202 88H203V87H202ZM204 88H205V87H204ZM35 89H36V88H35ZM35 89H34V90H35ZM105 89H106V88H105ZM154 89H155V88H154ZM200 89H201V88H200ZM225 89H226V88H225ZM225 89H222L221 92L226 91ZM242 89H243V88H242ZM246 89H247V88H246ZM53 90H55V89H53ZM80 90H81V89H80ZM85 90H87V89H85ZM85 90H84V91H85ZM144 90H145V89H144ZM157 90H158V89H157ZM173 90H174V89H173ZM187 90H188V88H186V91H187ZM214 90H216V89H214ZM237 90H238V89H236L235 91H237ZM108 91H109V90H108ZM151 91H152V90H151ZM153 91H154V90H153ZM205 91H206V90H205ZM230 91L232 92V90H230ZM239 91H242V90H239ZM254 91H255V90H254ZM262 91H263V90H262ZM262 91H261V93H262ZM54 92H56V91H54ZM57 92H58V91H57ZM93 92H94V95H95V93H97L98 91L95 90V91H93ZM174 92H175V91H174ZM221 92L218 94L219 96H220ZM231 92H230V93H231ZM244 92H245V91H244ZM244 92H243V93H244ZM248 92H249V91H247V93H248ZM51 93H52V92H51ZM84 93H85V92H84ZM86 93H87V92H86ZM105 93L107 94V92H105ZM105 93H104V94H105ZM148 93H149V92H148ZM153 93H154V92H153ZM214 93H215V92H214ZM233 93H234V91H233ZM235 93H236V92H235ZM238 93H239V92H238ZM241 93H242V92H241ZM241 93H239V94H241ZM247 93H245V94H247ZM259 93H260V92H259ZM261 93H260V94H261ZM68 94H69V93H68ZM90 94H92V93H90ZM90 94H88V95H90ZM102 94H103V93H102ZM134 94H136V93H134ZM177 94H178V93H177ZM239 94H237V95H239ZM262 94H263V93H262ZM41 95H42V94H41ZM45 95H46V94H45ZM57 95H58V94H57ZM76 95H77V94H76ZM84 95H85V94H83V97H84ZM126 95H127V94H126ZM173 95H174V94H173ZM234 95H235V94H234ZM237 95H236V96H237ZM252 95H253V94H252ZM43 96H44V95H43ZM60 96H62V95H59V98H60ZM78 96L80 97V94H79V93H78ZM78 96H77V97H78ZM91 96H92V95H91ZM115 96H116V95H115ZM143 96L145 97V93H144ZM149 96H150V94H149ZM236 96H235V97H236ZM248 96H249V95H248ZM259 96H260V95H259ZM51 97H52V96H51ZM67 97H68V96H67ZM89 97H90V96H89ZM125 97H126V96H125ZM144 97H143V98H144ZM179 97H180V96H179ZM209 97H210V96H209ZM232 97H233V95H232ZM239 97H240V96H239ZM239 97L236 99V101L239 99ZM102 98H104V97H102ZM109 98H110V97H109ZM111 98H112V97H111ZM118 98H119V97H118ZM129 98H130V97H129ZM141 98H142V97H141ZM183 98H184V97H183ZM183 98H182V99H183ZM195 98H196V97H195ZM214 98H215V97H214ZM220 98H221V96H220ZM21 99H22V98H21ZM60 99H61V98H60ZM116 99H117V98H116ZM124 99H125V98H124ZM138 99H139V98H138ZM174 99H175V98H174ZM252 99H253V97H252ZM252 99H251V100H252ZM257 99H258V97H257ZM257 99H256V100H257ZM45 100H46V99H45ZM61 100H62V99H61ZM81 100H83V98H82ZM86 100H87V99H86ZM91 100H92V99H91ZM109 100H110V99H109ZM184 100H185V99H184ZM240 100H242V99H240ZM49 101H50V100H49ZM77 101H78V100H77ZM107 101H108V100H107ZM112 101H113V100H112ZM112 101H109V102H112ZM115 101H116V100H115ZM132 101H133V100H132ZM134 101H137V98H136ZM140 101H142V100H140ZM144 101H146V100H144ZM144 101H143V102H144ZM147 101H148V100H147ZM147 101H146V102H147ZM181 101H182V100H181ZM201 101H202V100H201ZM220 101H221V100H220ZM220 101H218V102H220ZM243 101H244V100H242V103H243ZM247 101H248V100H247ZM247 101H245V102L248 103ZM62 102H64V101L62 100ZM81 102H82V101H81ZM109 102H108V103H109ZM138 102H139V101H138ZM143 102H142V103H143ZM148 102H149V101H148ZM179 102H180V101H179ZM182 102H183V101H182ZM231 102H232V101H231ZM237 102H238V101H237ZM250 102H251V101H250ZM21 103H22V102H21ZM34 103H36V102H34ZM34 103H33V104H34ZM38 103H39V102H38ZM43 103H44V102H43ZM108 103H107V104H108ZM132 103H133V102H132ZM162 103H163V102H162ZM240 103H241V101H240ZM246 103H245L244 107L246 106ZM253 103H254V102H252V105H254ZM26 104H28V103H26ZM80 104H81V103H79L78 105L80 106ZM84 104H85V103H84ZM111 104H112V103H110V105H111ZM129 104H131V102H130ZM137 104H138V103H137ZM137 104H136V105H137ZM146 104H147V103H146ZM180 104H181V103H180ZM231 104H232V103H231ZM234 104H235V103H234ZM18 105H19V104H18ZM73 105H74V104H73ZM75 105H76V104H75ZM112 105H113V104H112ZM126 105H128V104H126ZM136 105H135V106H136ZM138 105H139V104H138ZM178 105H179V103H178ZM258 105H259V104H258ZM258 105L256 106V108L259 110L258 107H259L260 105H259V106H258ZM261 105H262V104H261ZM21 106H22V105H21ZM68 106H69V105H68ZM79 106H78V108H79ZM82 106H83V105H82ZM82 106H80V107H82ZM101 106H102V105H101ZM120 106H121V105H120ZM120 106H119V108H121ZM131 106H133V105L131 104ZM139 106L141 107V104H140ZM139 106H138V107L136 106V108L139 109ZM144 106L146 107V105H144ZM152 106H153V105H152ZM200 106H202V105H200ZM237 106H238V103H237ZM250 106H251V103H250ZM23 107H24V106H23ZM30 107H31V106H30ZM87 107H88V106H87ZM87 107H86V108H87ZM107 107H108V105H107ZM124 107H126V106H124ZM128 107H129V106H128ZM145 107H143V108H145ZM147 107H149V105H147ZM165 107H166V106H165ZM230 107H231V106H230ZM240 107H241V106H240ZM244 107H243V108H244ZM251 107H252V106H251ZM32 108H33V107H32ZM37 108H39V107H37ZM73 108H74V107H73ZM83 108H84V107H83ZM90 108H91V107H90ZM117 108H118V107H117ZM117 108H116L115 111H113V112H115V113H113L114 115L111 116V114H110V117H113V118H114L116 112L119 111V110H117ZM130 108H131V107H130ZM141 108H142V107H141ZM154 108H155V107H154ZM196 108H197V107H196ZM198 108H199V107H198ZM208 108H209V107H208ZM212 108H213V107H212ZM237 108L239 109V107H237ZM237 108H236V109H237ZM247 108H248V107H247ZM247 108H246V109H247ZM261 108H262V107H261ZM16 109H17V108H16ZM25 109H26V108H25ZM35 109H36V108H35ZM74 109H75V108H74ZM74 109H73V110H74ZM81 109H82V108H81ZM108 109H109V108H108ZM122 109H124V108H122ZM122 109H120V110H122ZM146 109H150V107H149V108H146ZM151 109H153V107H152ZM202 109H204V108H202ZM205 109H206V108H205ZM234 109H235V108H234ZM238 109H237V111L240 113V111H239ZM17 110H18V109H17ZM33 110H34V109H33ZM76 110H77V109H76ZM78 110H79V109H78ZM78 110H77V111H78ZM82 110H83V109H82ZM84 110H85V109H84ZM142 110H143V109H142ZM153 110H154V109H153ZM159 110H160V109H159ZM224 110H225V109H224ZM228 110H229V109H228ZM228 110H227V111H228ZM253 110H254V107H253ZM77 111H76V112H77ZM79 111H80V110H79ZM87 111H88V110H87ZM107 111H109V110H107ZM122 111H124V110H122ZM129 111H130V110H129ZM131 111H132V110H131ZM139 111H140V110H139ZM146 111H147V110H146ZM148 111H149V110H148ZM150 111H151V110H150ZM150 111H149V112H150ZM156 111H157V110H156ZM242 111H246V110H242ZM247 111H248V110H247ZM249 111H250V110H249ZM254 111H255V110H254ZM44 112H45V111H44ZM54 112H55V111H54ZM61 112H62V111H61ZM73 112H74V111H73ZM92 112H93V111H92ZM92 112L90 111V113H92ZM141 112H142V111H140V113H141ZM202 112H203V111H202ZM205 112H206V111H205ZM225 112H226V111H225ZM251 112H252V111H251ZM51 113H52V112H51ZM63 113H64V112H63ZM69 113H70V112H69ZM69 113H68V114H69ZM85 113H86V111L83 112V114H85ZM88 113H89V112H88ZM90 113H89V114H90ZM96 113H97V112H96ZM118 113H119V112H118ZM122 113H126V112H122ZM127 113H129V112H127ZM163 113H164V112H163ZM163 113H162V111H161L160 113H158V117H159L160 119H161V117H163V116H161ZM254 113H255V114H254ZM254 113H253L252 116L257 115L256 111H255ZM260 113H262V112H260ZM14 114H15V113H14ZM17 114H18V113L16 112V114H15L16 117H17ZM86 114H87V113H86ZM149 114H150V113H149ZM155 114H156V113H155ZM249 114H250V113H249ZM249 114H248V115H249ZM251 114H252V113H251ZM15 115H14L13 117H15ZM25 115H26V114H25ZM63 115H64V114H62V116H63ZM90 115H92V114H90ZM90 115H89V116H90ZM101 115H102V114H101ZM121 115H122V117H124L123 115H125V114H121ZM238 115H239V114L236 115L235 119L237 118ZM98 116H99V115H98ZM98 116H95L96 119H97ZM130 116H131V115H130ZM146 116H147V115H146ZM153 116H154V115H153ZM156 116H157V115H156ZM160 116H161V117H160ZM171 116H172V115H171ZM174 116H175V115H174ZM245 116H246V114H245ZM252 116H249V117H252ZM81 117H82V116H81ZM86 117H88V116H86ZM107 117H109V116H106L105 118H107ZM117 117H118V115H116L115 118H117ZM119 117H120V116H119ZM125 117H127V116H125ZM238 117H239V116H238ZM240 117H241V116H240ZM249 117L246 116V119L249 118ZM256 117L259 118L260 115H258V116H256ZM21 118H22V117H21ZM98 118L100 119V117H98ZM127 118H128V117H127ZM127 118H124V119H127ZM153 118H154V117H153ZM156 118H157V117H156ZM167 118H168V117H167ZM167 118H165V119L167 120ZM230 118H231V117H230ZM241 118H243V117H241ZM258 118H255V119L257 120ZM14 119H15V118H14ZM70 119H71V118H70ZM73 119H74V118H73ZM80 119H81V118H80ZM85 119H86V118H85ZM96 119H95V120H96ZM99 119H97V120L99 121ZM101 119H102V118H101ZM101 119H100V120H101ZM110 119H111V118H110ZM118 119H119V118H118ZM147 119H148V118H147ZM154 119H155V118H154ZM157 119H158V118H157ZM160 119H159V121H160ZM163 119H164V118H163ZM235 119H234V120H235ZM243 119H245V118H243ZM246 119H245V120H246ZM250 119H251V118H250ZM250 119H247V120H249V122H250ZM253 119H254V118H253ZM259 119H260V118H259ZM19 120H20V119H19ZM26 120H27V119H26ZM26 120H25V121H26ZM50 120H51V119H50ZM83 120H84V119H83ZM89 120H90V118H89ZM102 120L105 121V119H102ZM102 120H101V121H102ZM120 120H122V118H120ZM139 120H140V119H139ZM149 120H150V119H149ZM183 120H184V119H183ZM185 120H186V119H185ZM229 120H230V119H229ZM236 120H237V119H236ZM241 120H242V119H241ZM4 121H5V120H4ZM9 121H10V120H9ZM28 121H30V120H28ZM92 121H94V120H91V122H92ZM101 121H100V122H101ZM108 121H109V120H108ZM114 121H115V120H114ZM124 121H125V120H124ZM140 121H141V120H140ZM190 121H192V120H190ZM216 121H217V120H216ZM253 121H254V120H253ZM258 121H259V120H258ZM38 122H39V121H38ZM70 122H71V121H70ZM100 122H99V123H100ZM110 122H112V121H110ZM126 122H127V121L123 122L122 125H123L124 123H126ZM148 122H149V121H148ZM157 122H158V120H155V123H157ZM169 122H170V121H169ZM181 122H182V121H181ZM186 122L189 123L188 121H186ZM212 122H214V121H212ZM212 122H211V124H209L210 126L207 125V127H212V128H215V129H216L217 127H215V125H214V126H211V125L213 124ZM226 122H228V121L226 120ZM249 122H248V123H249ZM256 122H257V121H256ZM256 122L254 121L253 124H256ZM3 123H4V122H3ZM7 123H8V122H7ZM34 123H35V122H34ZM97 123H98V122H97ZM102 123L104 124V122H101V125H102ZM113 123H114V122H113ZM113 123H112V125H114ZM120 123H121V122H120ZM144 123H145V122H144ZM144 123H143V126H144ZM153 123H154V122H153ZM161 123H162V122H161ZM172 123H173V121H172ZM200 123H201V121H200ZM200 123H199V125H201ZM204 123H205V122H204ZM204 123H203V124H204ZM218 123H219V122H218ZM218 123H217V124H218ZM223 123H224V122H223ZM228 123H229V122H228ZM262 123H264V121L261 122V124H262ZM1 124H2V123H1ZM4 124H5V123H4ZM29 124H30V123H29ZM38 124H39V123H38ZM47 124H48V123H47ZM66 124H68V123H66ZM70 124H71V123H70ZM126 124H128V123H126ZM129 124H130V123H129ZM141 124H142V123H141ZM141 124H140V125H141ZM145 124H146V123H145ZM163 124H164V122H163ZM184 124H185V123H184ZM195 124H196V123H195ZM203 124H202V126L204 127L203 130L205 131V130H206V126L203 125ZM205 124H206V123H205ZM214 124H216V123H214ZM225 124L228 125L227 123H225ZM229 124H230V123H229ZM235 124H243V123H240V122L238 123V122L236 121ZM235 124H234V125H235ZM253 124L251 123V125H253ZM261 124L259 125L258 122H257V124L255 125V127H252V128L249 127V128H247V129H248V130L250 129L251 133L261 132V131H262V133H263V131H264V129H263V125H264V124H263V125H261ZM2 125H3V124H2ZM2 125H1V126H2ZM118 125H119V124H118ZM153 125H154V124H153ZM177 125H178V124H177ZM180 125H181V124H180ZM180 125H179V128H180ZM188 125H189V124H188ZM192 125H193V124H192ZM192 125H190V127H191ZM1 126H0V127H1ZM19 126H21V125H18L17 127L19 128ZM29 126H30V125H29ZM105 126H106V124H105ZM108 126H110V125L108 124L107 127H108ZM130 126H131V125H130ZM134 126H135V125H134ZM143 126H142V127H143ZM151 126H152V125H151ZM154 126H155V125H154ZM157 126L160 127L161 125H160V124L158 125V123H157ZM183 126L185 127L186 125H183ZM193 126H194V125H193ZM216 126H217V125H216ZM229 126H231V128H230ZM229 126H228V127L230 128V131H231L233 124H230ZM238 126H239V125H238ZM238 126H237V127H238ZM253 126H254V125H253ZM22 127H26V126H21V128H22ZM31 127H32V126H31ZM31 127H29L30 130L33 129V128H31ZM33 127H34V126H33ZM88 127H89V126H88ZM99 127H100V126H99ZM110 127H111V126H110ZM113 127H114V126H113ZM140 127H141V126H140ZM161 127H162V126H161ZM161 127H160V128H161ZM184 127H183V129L187 132L189 127H186V128H184ZM196 127H197V126H196ZM198 127H200V126H198ZM225 127H226V126H225ZM246 127H247V126H246ZM27 128H28V126H27ZM137 128H139V126H137ZM148 128H149V127H148ZM151 128H153V126H152ZM157 128H158V127H157ZM234 128H235V127H234ZM2 129H3V128H2ZM22 129H23V128H22ZM24 129H25V128H24ZM111 129L114 130V128H112V127H111ZM111 129H110V130H111ZM115 129H116V128H115ZM125 129H126V128H125ZM141 129H142V128H141ZM177 129H178V128H177ZM207 129H208V128H207ZM209 129H211V128H209ZM209 129H208V130H209ZM226 129H228V128L226 127ZM226 129H225V131L227 132ZM236 129H237V128H236ZM236 129H235V130H236ZM238 129H240V128H238ZM238 129H237V131H238ZM247 129H246V130H247ZM103 130H104V129H103ZM113 130H112V132H113ZM149 130H150V129H149ZM175 130H176V129H175ZM175 130H173V131H175ZM184 130H183V131H184ZM190 130H191V129H190ZM192 130H193V129H192ZM208 130H207V131H208ZM211 130H212V129H211ZM211 130H210V131H211ZM223 130H224V128H223ZM240 130H241V129H240ZM248 130H247V132H248ZM10 131H11V130H10ZM14 131H15V130H14ZM18 131H20V130H18ZM26 131H28V130L25 129V132H26ZM42 131L44 132L45 130H42ZM131 131H132V130H131ZM153 131H154V130H153ZM156 131H157V130H156ZM173 131H172V132H173ZM181 131H182V130H181ZM214 131H215V130H214ZM242 131H243V130H241V133H245V132H242ZM16 132H17V131H16ZM16 132H15V135H16ZM22 132H24V131H22ZM33 132H34V131H33ZM37 132H38V131H37ZM43 132H41V133L43 134ZM102 132H103V131H102ZM123 132H124V131H123ZM136 132H137V131H136ZM146 132L148 133V130H146ZM158 132H159V131H158ZM194 132H198V130H196V131H194ZM231 132H232V131H231ZM231 132H230V133H231ZM235 132H236V131H235ZM18 133H19V132H18ZM26 133H29V132H26ZM93 133H94V132H93ZM119 133H120V132H119ZM142 133H144V132H142ZM147 133H145L144 135H146ZM181 133H182V132H181ZM203 133H205V132H203ZM207 133H208V132H207ZM219 133H220V134H221V133L224 134L225 132H222V130H221V132H219ZM228 133H229V132H228ZM228 133H226V136H227ZM30 134H32V131H31V133H29V135H30ZM126 134H129V133L127 132ZM149 134H150V132H149ZM174 134H175V133H174ZM188 134L190 135V131H189ZM195 134H196V133H194V135H195ZM200 134H201V133H200ZM200 134H199V132H198V134H196V136H197V135H200ZM213 134H214V133H213ZM236 134H237V133H236ZM236 134H235V135H236ZM247 134H249V133H247ZM15 135H13V136H15ZM17 135H18V134H17ZM24 135H25V133H24ZM29 135H28V136H29ZM40 135H41V134H40ZM64 135H65V134H64ZM123 135H125V134H123ZM131 135H132V134H131ZM135 135H136V134H135ZM194 135H193V136H194ZM202 135H203V134H202ZM209 135H210V134H209ZM228 135H229V134H228ZM255 135H257V133H255ZM261 135H262V134H261ZM25 136H27V135H25ZM33 136H34V135H33ZM42 136H43V135H42ZM44 136H45V135H44ZM120 136L123 137L121 134H120ZM191 136H192V134H191ZM205 136H206V135H205ZM205 136H203V137H205ZM207 136H208V135H207ZM223 136H224V135H223ZM243 136H244V135H243ZM248 136H249V135H248ZM258 136H259V134H258ZM21 137H22V136H21ZM29 137H31V136H29ZM34 137H35V136H34ZM36 137H37V136H36ZM46 137H47V136H46ZM50 137H51V136H50ZM115 137H117V140H119V137H118V136H114V138H115ZM128 137H129V136H127V138H128ZM133 137H134V136H133ZM133 137H131V138H133ZM142 137H143V135H142ZM210 137H211V136H210ZM221 137H222V136H220V138H221ZM227 137H228V136H227ZM250 137H251V136H250ZM255 137H256V136H254V138H255ZM261 137H263V136H261ZM18 138H19V137H18ZM52 138H53V137H52ZM100 138H101V137H100ZM107 138H108V137H107ZM107 138H106V139H107ZM109 138H110V136H109ZM136 138H137V137H136ZM136 138H135V139H136ZM138 138H139V137H138ZM151 138H152V137H151ZM157 138H158V137H157ZM178 138H179V137H178ZM191 138H192V137H191ZM216 138H217V137H216ZM220 138H219V139H220ZM222 138H223V137H222ZM224 138H225V137H224ZM230 138L234 139L233 137H230ZM230 138H229V139L227 138V141L230 140ZM235 138L237 139V137H235ZM243 138H244V137H243ZM245 138H246V135H245ZM13 139H14V138H13ZM20 139H23V138H19V140H20ZM36 139H37V138H36ZM36 139H35V140H36ZM95 139H97V138H95ZM112 139H113V138H112ZM120 139H121V138H120ZM154 139H155V138H154ZM154 139H153V140H154ZM179 139H180V138H179ZM189 139H190V138H189ZM189 139H188V140H189ZM192 139H193V138H192ZM202 139H203V138H202ZM209 139L211 140V138H209ZM238 139H239V137H238ZM241 139H242V138H241ZM249 139H252V137L249 138ZM249 139H248V140H249ZM54 140H55V138H54ZM58 140H59V139H58ZM63 140H64V139H63ZM84 140H85V139H84ZM102 140H103V139H102ZM102 140H100V141H102ZM104 140H105V138H104ZM117 140H115V141H117ZM127 140H129V139H127ZM127 140H124V141L128 142ZM131 140H132V139H131ZM188 140H187V141H188ZM207 140H208V137H207ZM221 140H222V139H221ZM223 140H225V139H223ZM244 140H245V139H244ZM16 141H17V140H16ZM26 141H27V140H26ZM46 141H47V140H46ZM93 141H94V140H93ZM106 141H108V140H106ZM106 141H104V142H106ZM112 141L114 142V139H113ZM112 141H111V142H112ZM120 141H123V140H120ZM137 141H139V140H137ZM151 141H152V140H151ZM154 141H155V140H154ZM154 141H152V142H154ZM172 141H173V140H172ZM174 141H175V140H174ZM176 141H177V140H176ZM182 141H183V140H182ZM198 141H199V140H198ZM225 141H226V140H225ZM230 141H231V140H230ZM232 141H233V140H232ZM236 141L240 142L239 140H236ZM236 141H234V142H236ZM89 142H90V141H89ZM102 142H103V141H102ZM113 142H112V143H113ZM126 142H125V143H126ZM130 142H131V141H130ZM135 142H136V141H135ZM156 142H157V141H156ZM160 142H161V141H160ZM165 142H166V141H164V143H165ZM196 142H197V140H196ZM204 142H205V141H204ZM211 142H212V141H211ZM211 142H210V143H211ZM234 142H232V143H234ZM252 142H253V141H252ZM254 142H255V141H254ZM18 143H19V142H18ZM63 143H64V142H63ZM108 143L110 144V142H108ZM122 143H123V142H122ZM125 143H124V144H125ZM162 143H163V142H162ZM162 143H161V144H162ZM166 143H167V142H166ZM197 143H198V142H197ZM199 143H201V145H202V142H201V141H199ZM245 143H246V142H245ZM32 144H33V143H32ZM101 144H102V143H101ZM113 144H114V143H113ZM113 144H112V146H113ZM120 144H121V143H120ZM135 144H136V143H135ZM154 144H155V143H154ZM158 144H159V143H158ZM173 144H174V143H173ZM184 144L186 145V143H184ZM191 144H192V143H191ZM204 144H206V143H204ZM214 144H215V143H214ZM235 144H236V143H235ZM238 144H239V143H238ZM240 144H241V143H240ZM263 144H264V142H263ZM23 145H24V144H23ZM110 145H111V144H110ZM117 145H119V142H118V144H116V146H115L114 148L118 147ZM152 145H153V144H152ZM162 145H164V144H162ZM162 145H159L158 149H160V147H163ZM175 145H176V144H175ZM201 145H200V146H201ZM206 145H207V144H206ZM209 145H210V144H209ZM211 145H213V144H211ZM253 145H254V144H253ZM60 146H62V144H61V145L59 144V148H60ZM70 146H71V145H70ZM102 146H104V144H102ZM108 146H109V145H108ZM121 146H122V145H121ZM121 146H119L118 148H120ZM153 146H154V145H153ZM156 146H158V145H156ZM173 146H174V145H173ZM31 147H32V145H31ZM52 147H53V146H52ZM62 147H63V146H62ZM79 147H80V146H79ZM123 147H124V146H123ZM149 147H150V146L147 147V148H148L147 150H149ZM154 147H155V146H154ZM154 147L151 146V148H154ZM164 147H165V146H164ZM171 147H172V146H171ZM174 147H175V146H174ZM185 147H186V146L181 147V148H182V149H181V152H179L180 155H181V158L178 157V155H177V159L175 158L176 160H174V161H177L178 158H180V159H182L183 157L187 158L185 155L188 154V148H187L188 146L186 147L187 149H186ZM207 147H208V146H207ZM211 147H212V146H211ZM39 148H40V147H39ZM39 148H38V149H39ZM66 148H68V147H66ZM89 148H90V147H89ZM118 148H117V149H118ZM133 148H134V147H133ZM144 148H145V147H144ZM166 148H168V147H166ZM189 148H191V147H189ZM194 148H195V147H194ZM200 148H201V147H200ZM30 149H31V148H30ZM34 149H35V148H34ZM108 149H109V148H108ZM140 149H143V148H140ZM155 149H156V148H155ZM170 149H171V148H170ZM170 149H169V150H168V149H165L166 151H165V150H163V151H165V153H166L167 150H168V151H171ZM192 149H193V148H192ZM197 149H199V148H197ZM197 149H196V150H197ZM230 149H231L232 151H228V152L226 153L227 155H224V156H222L221 158H219V159H220L219 162L221 163V162H224L225 160H227L228 163L231 162L230 164H227V166L230 165V171L233 172V173L238 171V170H236L235 167H237V165L243 163V162L240 163L241 161H240V159L238 158L239 156L232 155L233 152L238 153V154H240V153H242V154L245 153L246 155H245L244 157L246 158V159H245L246 161H245L244 163H247V161H249V162H250L249 164H252V163H254L255 161H257V159H258V156L255 155V154H254V155L252 154V156H250L251 153H250V154L248 153L249 150H248L247 144H244V145H243V143H242L241 146H240V145H232ZM230 149H229V150H230ZM32 150H33V148H32ZM32 150H31V151H32ZM35 150H36V149H35ZM44 150H45V149H44ZM44 150H43V152H44ZM53 150H54V149H53ZM67 150H68V149H67ZM73 150H74V149H73ZM86 150H87V149H86ZM109 150H110V149H109ZM129 150H130V149H129ZM150 150H151V149H150ZM150 150H149V151H150ZM153 150H154V149H153ZM172 150H174V148H172ZM175 150H176V149H175ZM196 150H195V152H196ZM206 150H207V149H206ZM28 151H29V150H28ZM31 151H30V152H31ZM33 151H34V150H33ZM40 151H41V150H40ZM46 151H47V150H46ZM46 151H45V153H49V150H48V152H46ZM55 151H56V150H55ZM61 151H63V149H61ZM89 151H91V150H89ZM144 151H145V149H144L142 152H144ZM149 151H148V152H149ZM158 151H159V150H158ZM197 151H198V150H197ZM50 152H51V150H50ZM52 152H54V151H52ZM58 152H59V151H58ZM65 152H66V150H65ZM65 152H61V153H58V154H57V155L61 154V155H59V157L57 156V158H56V160H55V161L58 162V164H59L60 161H61V163H63L64 160L67 158V157H65L64 155H63L64 157L62 156V154H64ZM117 152H118V151H117ZM122 152H123V151H122ZM150 152H152V151H150ZM154 152L156 153V151H154ZM189 152H190V151H189ZM200 152H201V150H200ZM249 152H251V151H249ZM252 152H253V151H252ZM55 153H56V152H55ZM86 153H87V152H86ZM95 153H96V152H95ZM107 153H108V152H107ZM107 153H106V154H107ZM132 153H133V152H132ZM169 153H170V152H169ZM173 153H175V152H173ZM205 153H206V151H205ZM208 153H209V152H208ZM208 153H207V154H208ZM255 153H256V152H255ZM29 154H30V153H29ZM34 154H35V153H34ZM38 154H39V152H38ZM49 154H50V153H49ZM66 154H67V153H66ZM66 154H65V155H66ZM74 154H75V153H74ZM117 154H118V153H117ZM136 154H137V153H136ZM148 154H149V156H150V153H148ZM151 154H154V153H151ZM156 154H157V153H156ZM159 154H160V153H159ZM170 154H171V153H170ZM191 154H192V153H191ZM195 154H196V153H194L193 155H195ZM197 154H198V153H197ZM256 154H257V153H256ZM26 155H27V154H26ZM32 155H33V154H32ZM45 155H47V154H45ZM51 155H53V154H51ZM51 155H50V156H51ZM72 155H73V154H71L70 156H72ZM99 155H100V154H99ZM134 155H135V154H133V156H134ZM145 155H146V154H145ZM163 155H164V154H163ZM174 155H175V154H174ZM193 155H192V156H193ZM202 155H204V154L202 153ZM43 156H44V154H43ZM43 156H41V157H43ZM48 156H49V155H48ZM50 156H49V157H50ZM55 156H56V154H55ZM73 156H75V159H76L77 156H76V155H73ZM112 156H113V155H112ZM135 156H136V155H135ZM147 156H148V155H147ZM149 156H148V158H149ZM152 156H153V155H151V158H149V159L146 158V159L148 160V163H146V164H149L150 159H151V162L153 161V159H152L153 157H152ZM160 156H161V155H160ZM205 156H206V154H205ZM49 157H48V159H49ZM51 157H52V156H51ZM99 157H100V156H99ZM110 157H111V156H110ZM116 157H117V156H116ZM143 157H144V156H143ZM170 157H171V156H170ZM242 157H243V156H242ZM46 158H47V156H46ZM68 158H70L69 160H71V159L73 160V159H74L73 157L71 158V157H69V156H68ZM96 158H97V157L95 156V159H96ZM133 158H134V157H133ZM155 158H156V157H154V159H155ZM164 158H165V157H164ZM190 158H192V157H190ZM78 159H79V158H78ZM103 159H104V157H103ZM103 159H102V160H103ZM146 159H145V160H146ZM156 159H158V157H157ZM156 159H155V161L157 162ZM159 159H160V158H159ZM165 159H166V158H165ZM168 159H169V158H168ZM216 159H217V158H216ZM69 160H68V161H69ZM126 160H127V159H126ZM133 160H134V159H133ZM138 160H139V159H138ZM170 160H171V159H170ZM170 160H169V161H170ZM192 160H193V159H192ZM263 160H264V159H263ZM43 161H44V160H43ZM66 161H67V160H66ZM73 161H74V160H73ZM89 161H90V160H89ZM104 161H105V160H104ZM134 161H135V160H134ZM158 161H159V160H158ZM160 161H161V160H160ZM163 161H165V160L163 159ZM182 161H183V160H182ZM211 161H212V160H211ZM214 161H215V160H214ZM36 162H37V161H36ZM47 162H48V161H47ZM50 162H52V161L50 160ZM90 162H91V161H90ZM130 162H131V161H130ZM146 162H147V161H146ZM41 163H42V162H41ZM43 163H45V162H43ZM53 163H54V161H53ZM100 163H101V165H102V162H100ZM124 163H125V162H124ZM144 163H145V161H144ZM154 163H155V162H154ZM159 163H160V162H159ZM167 163H168V162H167ZM167 163H166V164H167ZM172 163H173V161H172ZM224 163H225V162H224ZM35 164H36V163H35ZM48 164H49V163H48ZM67 164H68V163H67ZM72 164H73V163H72ZM97 164H98V162H97ZM138 164H139V163H138ZM170 164H171V163H170ZM170 164H167V165L170 166ZM185 164L187 165V163H185ZM185 164H184V165H185ZM247 164H248V163H247ZM39 165H42V164H39ZM61 165H62V164H61ZM99 165H100V164H99ZM111 165H112V164H111ZM111 165H109V166H111ZM119 165H120V164H119ZM131 165H132V164H131ZM149 165H150V164H149ZM151 165H152V163H151ZM163 165H164V164H163ZM171 165H172V164H171ZM181 165H183V163L180 164V166H181ZM3 166H4V165H3ZM56 166H57V165H56ZM66 166H67V165H66ZM74 166H75V165H74ZM83 166H84V165H83ZM109 166H108L107 168H110ZM156 166H157L158 168H160V166H158L157 163H156ZM156 166L154 165V167H156ZM161 166H162V165H161ZM165 166H166V165H165ZM219 166H220V164H219ZM5 167H6V166H5ZM5 167H4V168H5ZM64 167H65V165H64ZM94 167H95V166H94ZM144 167H145V165H144ZM157 167H156V168H157ZM163 167H164V166H163ZM163 167H162V168H163ZM186 167H187V166H186ZM257 167L259 168V164H256V165L252 164L251 167H250V170H254V169L257 168ZM6 168H8V167H6ZM40 168H41V166H40ZM40 168H39V170H40ZM42 168H43V167H42ZM60 168H61V167H60ZM90 168H91V167H90ZM105 168H106V167H105ZM105 168H104V171H105ZM107 168H106V169H107ZM116 168L119 169L117 166H116ZM177 168H178V167H177ZM188 168H189V167H188ZM223 168H224V167H223ZM225 168H226V167H225ZM33 169H34V168H33ZM33 169H32V170H33ZM62 169H63V168H62ZM68 169H69V168H68ZM79 169H80V168H79ZM85 169H86V168H85ZM112 169H115V168H112ZM136 169H137V168H136ZM151 169H152V168H151ZM151 169L149 168V170H148V171H149V176H150V175H154V174H152L154 171H152ZM153 169H155V168H153ZM160 169H161V168H160ZM169 169H170V168H169ZM192 169H193V167H192ZM200 169H201V168H200ZM210 169H211V168H210ZM35 170H36V169H35ZM108 170H109V169H108ZM115 170H116V169H115ZM124 170H125V169H124ZM142 170H143V169H142ZM150 170H151L152 173L150 172ZM175 170H176V168H175ZM195 170H196V169H195ZM195 170H194V171H195ZM215 170H216V168L214 169V171H215ZM223 170H224V169H223ZM33 171H34V170H33ZM48 171H50V170H47L46 173H49ZM70 171H71V170H70ZM82 171H83V170H81V172H82ZM92 171H94V170L92 169ZM146 171H147V170H146ZM148 171H147V172H148ZM171 171H172V170H171ZM190 171H191V170H190ZM6 172H7V170H6ZM29 172H30V170H29ZM50 172H51V171H50ZM61 172H63V171H61ZM66 172H67V171H66ZM90 172H91V171H90ZM95 172H96V171H95ZM97 172H98V171H97ZM111 172H112V170H111ZM111 172H110V174H111ZM113 172H114V170H113ZM121 172H123V171H121ZM136 172L139 173L138 170L135 171V173H136ZM172 172H173V171H172ZM183 172H184V170H183ZM187 172H188V171H187ZM192 172H193V171H192ZM215 172H216V171H215ZM215 172H214V173H215ZM239 172H240V171H239ZM35 173L37 174V173H39V172L37 171V172H35ZM46 173H45V174H46ZM57 173H58V172H57ZM67 173H68V172H67ZM67 173H65V174H67ZM72 173H73V172H72ZM74 173H75V172H74ZM74 173H73V174H74ZM76 173H77V171H76ZM78 173H79V171H78ZM82 173H83V172H82ZM82 173H81V174H82ZM91 173H93V172H91ZM91 173H90V174H91ZM98 173L100 174V172H98ZM105 173H106V172H105ZM124 173H125V172H124ZM143 173H144V172H143ZM150 173H151V174H150ZM175 173H177V170H176ZM209 173H211V172L209 171ZM233 173H232V174H233ZM31 174H33V173L31 172L30 175H31ZM59 174H61V173H59ZM73 174H72V175H73ZM94 174H95V173H94ZM114 174H115V173H114ZM122 174H123V173H122ZM132 174L135 175L134 173H132ZM232 174H231V175H232ZM25 175H26V174H25ZM28 175H29V174H28ZM28 175H27V176H28ZM72 175H71V176H72ZM92 175H93V174H92ZM100 175H101V174H100ZM108 175H109V174H108ZM115 175H116V174H115ZM142 175H143V174H142ZM144 175H147V176H146V177H145V176H144V177L142 176V178H145V180H149V179H148V177H149L148 174H144ZM160 175H161V174H160ZM181 175H182V174H181ZM184 175H185V174H184ZM191 175H192V174H191ZM208 175H211V174H208ZM208 175H207V176H208ZM73 176H75V175H73ZM89 176H90V175H89ZM117 176H118V175H117ZM137 176H138V177H136V176H135V177H136V178L141 177L140 174H139V175L137 174ZM157 176H159V174H158ZM175 176H176V175H175ZM194 176H195V174H194ZM199 176H200V175H199ZM211 176H214V175H211ZM229 176H230V175H229ZM251 176H252V175H251ZM6 177H7V176H6ZM76 177H77V176H76ZM79 177H80V176H79ZM90 177H91V176H90ZM93 177H94V176H93ZM115 177H116V176H115ZM133 177H134V176H133ZM135 177H134V178H135ZM152 177H153V176H152ZM164 177H166V175H164ZM184 177H185V176H184ZM186 177H187V176H186ZM214 177H215V176H214ZM25 178H26V177H25ZM28 178H29V177H28ZM96 178H97V176H96ZM116 178H117V177H116ZM123 178H124V177H123ZM123 178H122V180H123ZM142 178H141V179H142ZM149 178H150V177H149ZM178 178H180V177L178 176ZM23 179H24V178H23ZM80 179H81V178H80ZM83 179H84V178H82V180H83ZM91 179H92V177H91ZM126 179H127V178H126ZM139 179H140V178H139ZM155 179H157V178H155ZM155 179H153V182L156 181ZM161 179H162V177H161ZM161 179H160V181H161ZM164 179H165V178H164ZM172 179H173V178H172ZM180 179H181V178H180ZM186 179H187V178H186ZM200 179H201V178H200ZM212 179H213V178H212ZM250 179H251V177H250ZM26 180H27V179H26ZM88 180H90V179L88 178ZM120 180H121V179H120ZM122 180H121V181H122ZM127 180H131V181H132V179H129V178H128ZM134 180H135V179H134ZM142 180H143V179H142ZM142 180H140V181L143 183ZM145 180H144V181H145ZM154 180H155V181H154ZM157 180H158V179H157ZM166 180H167V179H166ZM168 180H169V179H168ZM187 180H188V179H187ZM210 180H211V179H210ZM244 180H246V179H244ZM8 181H9V180H8ZM8 181H5L4 183L6 184V182H8ZM78 181H80V180H78ZM86 181H87V180H86ZM162 181H163V179H162ZM176 181H177V180H176ZM178 181H181V180H178ZM182 181H183V180H182ZM182 181H181V182H182ZM203 181H204V180H203ZM211 181H212V180H211ZM21 182H22V180H21ZM84 182H85V181H84ZM94 182H95V180H94ZM129 182H130V181H129ZM133 182H134V181H133ZM136 182H138V181H136ZM153 182H152V180H151L149 183L147 182V183L150 185V189L147 188V190H148V189H149V190H153L154 186L151 188V185H153V184H152ZM156 182L158 183V181H156ZM156 182H155V185L158 186L159 183L156 184ZM167 182H168V181H167ZM185 182H186V181H185ZM240 182H242V181H240ZM244 182H245V181H244ZM8 183H9V182H8ZM22 183H23V182H22ZM76 183H77V182H76ZM79 183H81V182H79ZM95 183H96V182H95ZM116 183H117V182H116ZM138 183H139V182H138ZM175 183H176V182H175V179H174V182H173V183H171V182L169 183V186H168V187H170L171 192H172L174 189H177V188H178L177 186H176L177 188L175 187ZM204 183H205V182H204ZM227 183H228V181H227ZM255 183H256V182H255ZM86 184H87V182H86ZM161 184H162V183H161ZM183 184H184V183H183ZM185 184H187V183H185ZM193 184H194V183H193ZM248 184H250V183H249V182H248V183H242V184L239 185V186H241L240 188H243L242 186H245V187H246V185L248 186ZM258 184H259V183H258ZM260 184H261V183H260ZM260 184H259V185H260ZM35 185H36V184H35ZM90 185H91V184H90ZM90 185H89V186H90ZM109 185H110V184H109ZM126 185H129V184H126ZM131 185H132V184H131ZM141 185H142V184H141ZM146 185H147V184H146ZM159 185H160V184H159ZM163 185H164V183H163ZM208 185H209V184H208ZM250 185H252V184H250ZM32 186H34V185H32ZM32 186H31V189L33 188ZM40 186H41V185H40ZM42 186H43V185H42ZM49 186H50V184H49ZM74 186H75V185H74ZM77 186H79V185H77ZM80 186H81V185H80ZM80 186H79V187H80ZM156 186H155V187H156ZM164 186H165V185H164ZM164 186H162V187H164ZM178 186H180V185L178 184ZM182 186H183V185H181L180 187H182ZM189 186H191V185H189ZM214 186H215V184L213 183V188H214ZM217 186H218V185H217ZM23 187H24V186H23ZM47 187H48V186H47ZM75 187H76V186H75ZM91 187H92V186H91ZM126 187H127V186H126ZM129 187H130V186H129ZM133 187H134V186H133ZM136 187L138 188L139 186H136ZM147 187H148V186H147ZM166 187H167V186H166ZM180 187L178 188L179 190L181 189ZM252 187H253L252 189H256L257 192H258V190H261V188H262V187L260 188V187L257 186V185H256V186H252ZM25 188H26V186H25ZM40 188L42 189V187H40ZM77 188H78V187H77ZM77 188H76V189H77ZM86 188H89V187L86 186ZM86 188H85V189H86ZM96 188H97V185H96ZM96 188H95V189H96ZM99 188H100V187H99ZM99 188H98V190H99ZM122 188H123V187H122ZM130 188H132V187H130ZM187 188H188V187H187ZM22 189H23V188H22ZM95 189H94V191H95ZM102 189H103V188H102ZM156 189H157V187H156ZM163 189H164V188H163ZM183 189L185 190L186 187H185V188L183 187ZM216 189H217V188H216ZM220 189H221V188H220ZM236 189H237V188H236ZM252 189H251V190H252ZM16 190H17V189H16ZM16 190H15L14 192H16ZM27 190H28V189H27ZM36 190H37V189H36ZM100 190H101V189H100ZM105 190H107V189H105ZM124 190H125V188H124ZM128 190H129V189H128ZM132 190H134V189H132ZM135 190H136V189H135ZM144 190H145V189H144ZM238 190H240V189L238 188ZM238 190H235V191L237 192ZM256 190H255V192H256ZM40 191H42V190H40ZM43 191H46V190H43ZM71 191H73V190H71ZM87 191H89V189L85 190V192H87ZM119 191H120V190H119ZM130 191H131V190H130ZM153 191H154V190H153ZM159 191H160V190H159ZM186 191H187V189H186ZM190 191H192V190L190 189ZM201 191H202V190H201ZM244 191H245V190H244ZM247 191H249V190H247ZM103 192H105L104 189H103ZM120 192H121V191H120ZM137 192H138V191H137ZM137 192H136V193H137ZM150 192H151V191H150ZM157 192H158V191H157ZM169 192H170V191H169ZM174 192H175V191H174ZM199 192H200V191H199ZM219 192H220V191H216V192L214 193V192L212 191L213 194H215V195L218 194V196H219V194L221 195V193L223 192V190H222V192H220V193H219ZM236 192H235V193H236ZM238 192H239V191H238ZM242 192H243V191H242ZM245 192H246V191H245ZM67 193H68V192H67ZM99 193H102V192L100 191ZM105 193H106V192H105ZM129 193H130V192H129ZM146 193H148V192H146ZM161 193H162V192H161ZM165 193H166V191H165ZM172 193H173V192H172ZM177 193H178V192H177ZM177 193H176V194H177ZM182 193H184V192L182 191ZM185 193H186V192H185ZM187 193H188V191H187ZM210 193H211V192H210ZM210 193H209L208 195H210ZM240 193H241V191H240ZM259 193H260V191H259ZM42 194H43V193H42ZM106 194H108V193H106ZM174 194H175V193H174ZM14 195H15V194H14ZM14 195H11V196L15 197ZM134 195H135V194H132V196H134ZM172 195H173V194H172ZM181 195H183V194L180 193L179 196H178V194H177L178 197H180ZM240 195H242V194H239V196H240ZM103 196H104V195H103ZM114 196H115V195H114ZM114 196H113V197H114ZM177 196H176V198H177ZM205 196H206V194H205ZM212 196H213V195H212ZM226 196H227V195H226ZM230 196H231V195H230ZM93 197H94V196H93ZM187 197H188V196H187ZM187 197H186V198H187ZM206 197H207V196H206ZM206 197H205V199L208 198V197H207V198H206ZM214 197H215V196H214ZM234 197H236V199L238 198V196H233V198H234ZM159 198H161V197H159ZM172 198H173V197H172ZM210 198H211V197H210ZM210 198H209V199H210ZM212 198H213V197H212ZM212 198H211V199H212ZM215 198H217V197H215ZM224 198H225V197H224ZM3 199H4V198H3ZM101 199H102V198H101ZM180 199H181V198H180ZM222 199H223V198H222ZM229 199H230V198H229ZM229 199H227V200H229ZM90 200H91V199H90ZM207 200H208V199H207ZM230 200H231V199H230ZM230 200H229V201H230ZM38 201H40V200L38 199ZM96 201H97V200H96ZM123 201H124V200H123ZM183 201H184V200H183ZM197 201H198V200H197ZM202 201H203V198H202ZM204 201H205V200H204ZM209 201H210V200H209ZM209 201H208V202H209ZM216 201H217V200H216ZM223 201L228 203V201H226V200H223ZM223 201H222V202H223ZM234 201H237V200H234ZM171 202H172V201H171ZM194 202H195V201H194ZM224 202H223V203H224ZM1 203H2V200H0V204H1ZM39 203H40V202H39ZM122 203H123V202H122ZM160 203H161V202H160ZM182 203H183V202H182ZM214 203H215V202H214ZM227 203H226V206H227L229 203L231 204V203H235V202H229L228 204H227ZM2 204H3V203H2ZM40 204H41V203H40ZM133 204H134V203H133ZM138 204H139V203H138ZM151 204H152V203H151ZM195 204H196V203H195ZM204 204H205V203H204ZM206 204H207V203H206ZM235 204H236V203H235ZM117 206H118V205H117ZM146 206H147V205H146ZM153 206H154V205H153ZM155 206H156V205H155ZM165 206H166V205H165ZM168 206H169V205H168ZM181 206H183V205H181ZM181 206H179V207H181ZM223 206H224V204H223ZM29 207H30V206H29ZM186 207H187V206H186ZM202 207H204V206H202ZM218 207H219V206H218ZM220 207H221V206H220ZM227 207H230V206L228 205ZM232 207H233V206H232ZM128 208H129V206H128L126 203H123V204L121 205V209H123V210L128 209ZM154 208H156V207H154ZM165 208H166V207H165ZM165 208H163V210H164ZM198 208H199V207H198ZM222 208H223V207H222ZM230 208H231V207H230ZM150 209H151V208H150ZM166 209H167V208H166ZM166 209H165V210H166ZM177 209H178V208H177ZM200 209H202V208H200ZM204 209H205V207H204ZM110 210H112V209H110ZM151 210H152V209H151ZM163 210H161V211L163 212ZM126 211H127V210H126ZM126 211H125V212H126ZM161 211H160V212H161ZM167 211H168V210H167ZM160 212H159V213H160ZM178 212H179V211H178ZM181 212H182V211H181ZM181 212H179L178 214H180ZM226 212H228V211H226ZM226 212H225V213H226ZM167 213H169V212H167ZM167 213H166V214H167ZM175 213H177V211H176ZM175 213H173V214L175 215ZM188 213H189V212H188ZM122 214H124V212H123ZM205 214H206V212H205ZM176 215H177V214H176ZM187 215H188V214H187ZM198 215H199V214H198ZM134 216H135V215H134ZM166 216H167V215H166ZM172 216H173V215H172ZM182 216H183V215H182ZM182 216H181V217H182ZM208 216H209V215H208ZM251 216H252V215H251ZM160 217H161V216H160ZM162 217H163V216H162ZM173 217H174V216H173ZM179 217H180V216H179ZM181 217H180V218H181ZM209 217H210V216H209ZM211 217H212V216H211ZM211 217H210V218H211ZM213 217H214V216H213ZM213 217H212V219H216V217H215V218H213ZM156 218H157V217H156ZM156 218H155V219H156ZM184 218H185V217H184ZM231 218H232V217H231ZM231 218H230V219H231ZM147 219H148V218H147ZM232 219H233V218H232ZM157 220H158L157 222H159V219H157ZM163 220H164V218H163ZM173 220H174V219H173ZM178 220H179V219H178ZM161 221H162V220H160V222H161ZM164 221H165V220H164ZM170 221H172V220L170 219L169 222H170ZM175 221H176V218H175ZM179 221H180V220H179ZM210 221H211V220H210ZM229 221H230V220H229ZM173 222H174V221H173ZM181 222H182V221H181ZM215 222H216V220H215ZM215 222H214V223H215ZM227 222H228V221H227ZM155 223H156V222H155ZM209 223H210V222H209ZM220 223H221V222H220ZM156 224H157V223H156ZM162 224H163V223H162ZM167 224H169V223H167ZM167 224H166V225H167ZM172 224H173V223H172ZM179 224H181V223H178V225H179ZM182 224H183V223H182ZM207 224H208V223H207ZM221 224H222V223H221ZM227 224H228V223H227ZM159 225H160V224H159ZM170 225H171V224H170ZM174 225L176 226V224H174ZM212 226H213V224H212ZM254 226H255V225H254ZM169 227H170V226H169ZM177 227H178V226H177ZM214 227H215V225L213 226V228H214ZM170 228H171V227H170ZM179 228H180V227H179ZM213 228H212V229H213ZM244 228H245V227H244ZM208 229H210V231H214V230H211V227L208 228ZM173 230H177V229H173ZM173 230H172V231H173ZM252 230H253V229H252ZM177 232H179V230H178ZM246 232H247V231H246ZM163 234H164V233H163ZM173 234H174V233H173ZM211 234H212V233H211ZM220 234H221V233H220ZM223 235H224V233H223ZM229 235H230V234H229ZM229 235H228V236H229ZM170 236H171V234H170ZM183 236H184V235H183ZM215 236H216V235H215ZM225 236H227V235H225ZM219 237H220V236H219ZM221 237H222V236H221ZM221 237H220V238H221ZM246 237H247V236H246ZM180 238H181V237H180ZM180 238H179V239H180ZM179 239H178V240H179ZM183 239H184V237H183ZM183 239H182V240H183ZM221 240H222V239H221ZM180 241H181V240H180ZM185 242H186V241H185ZM201 243H202V242H201ZM196 244H197V243H196ZM194 246H195V244H194ZM196 246H197V245H196ZM197 247H198V246H197ZM207 247H208V244H207ZM229 247H230V246H229ZM229 247H228V248H229ZM31 248H32V247H31ZM194 248H195V247H194ZM188 249H189V248H188ZM188 249H187V250H188ZM191 249H192V248H191ZM191 249H190V250H191ZM196 250H197V249H196ZM198 250H199V249H198ZM206 250H208V249H206ZM237 250H238V249H237ZM237 250H236V251H237ZM192 251H193V250H192ZM232 251H233V250H232ZM236 251H235V252H236ZM238 251H239V250H238ZM238 251H237V252H238ZM189 252H190V251H189ZM197 252H198V251H197ZM228 253H229V252H228ZM233 253H234V252H233ZM191 254H192V253H191ZM194 254H196V251H195ZM206 255H207V254H206ZM232 255H233V254H232ZM234 255H236V254H234ZM237 255H238V254H237ZM32 256H33V258H37V259H38V256H37V255L35 256V254H33ZM183 257H184V256H183ZM215 257H217V256H215ZM231 257H232V256H231ZM213 258H214V256H213ZM210 259H211V258H210ZM228 259H229V258H228ZM230 259H231V258H230ZM230 259H229V260H230ZM8 260H11V259H8ZM31 260H33V259H31ZM39 260H40V259H39ZM214 260H215V259H213V261H214ZM231 260H232V259H231ZM33 261H35V260H33ZM133 261H134V260H133ZM213 261H212V262H213ZM3 262H4V261H3ZM35 262L37 263V261H35ZM228 262H229V261H228ZM39 263H40V262H39ZM240 263H241V262H240ZM37 264H38V263H37ZM40 264H43V263H40ZM44 264H45V261H44Z\"/></svg>",
	"mask_w": 264,
	"mask_h": 264
},
{
	"label": "water",
	"instance_id": "obj_3",
	"mask_svg": "<svg viewBox=\"0 0 264 264\" xmlns=\"http://www.w3.org/2000/svg\"><path fill=\"white\" fill-rule=\"evenodd\" d=\"M24 264H37V263L30 259V260L25 261Z\"/></svg>",
	"mask_w": 264,
	"mask_h": 264
}]
</instances>
